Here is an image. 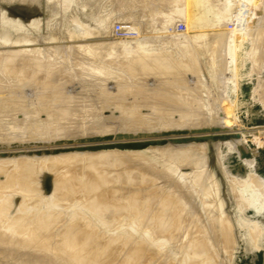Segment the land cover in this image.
I'll list each match as a JSON object with an SVG mask.
<instances>
[{"label":"rangeland","instance_id":"374dc122","mask_svg":"<svg viewBox=\"0 0 264 264\" xmlns=\"http://www.w3.org/2000/svg\"><path fill=\"white\" fill-rule=\"evenodd\" d=\"M135 1L137 2L138 5L135 4L136 3ZM149 1L150 0H145V1L144 0H36V1L35 0H0V34L5 33L6 35L10 36V38H6L7 40L4 39L3 41L1 40V42H0V65L2 66V67H0V91H1L0 92L1 93L0 94V99H1L2 104H3L2 106H0V127H1L0 128V146L2 145L0 147V156L2 155L4 158L8 159L7 162L8 161L12 162V160H9V158H7L9 156H14L13 158L15 160H17V158H15V157H17V156L19 157V155L21 157H23L24 154H25V156L26 155H29L30 157L32 156L34 158V160L36 159L34 161V163H36L35 164L36 166H34V168L37 169V167H38L37 171L34 170V171H36L35 174H34L36 176L33 175L35 177L33 179L37 182L38 185H40V183L42 184V185H40L42 188L37 185L38 188H39L38 191H37V186H36V188L34 186V189H33L34 191L32 190L33 192L31 190L27 191L29 193V196L31 194L33 195V193L35 192V194L33 196L34 198H31L32 196L29 197L27 195L28 193L26 191L24 192L25 194H23V192H21L17 188H15V189H12L13 187L10 188V190H12V192L9 190V188L7 189L8 192H6L7 190H5L3 192L4 194H1L2 196L0 195V200H1L2 197H4L3 195H6V197H9V198H7L9 201L6 200L8 202V205L12 204L13 206L11 205L9 207L6 204V201L4 200L5 198H2L5 201V203H4V201L2 200V203L7 205V206L5 205L6 210H7V207L9 208L8 211H6V212L4 211V212L5 213L8 212V214H7L8 216H9V213H10V217H12L15 213L20 212V214H21L20 217H24L25 216L24 218H30L29 215L31 214L33 209H35V210H33L34 213H32L33 215H31V217H34V218L39 217L40 214L45 209L46 210L44 211V213H46V214H48V213L51 214L52 211L53 212L55 211L54 213H52V216L53 215L54 216L58 215V218L60 217L59 214H61V212H62L63 215L65 213H66L65 216L67 215L66 218H65L66 225H68L67 223H69V221L73 220L74 215L80 213L81 215L80 214H78V215H80V217L83 218V220H82V228H84V230L87 229V231L88 230L91 231L92 229L93 230H92V232H87V231H84L82 228H80V229H82V232L85 233L86 236L83 235V233L80 231V229H78L79 231L78 230L77 231L79 233L78 232L77 233L79 235H77L75 237V241L74 240L72 241V239H71V241L74 242V243L76 242L75 245L77 244V246L72 244V245L75 246V248H77L79 246L76 249L77 255H80V254L83 255L82 253H80V251H82V252L84 251L85 257H87L89 255L88 253L87 254L85 253V250L88 249V248L89 249L92 248V250H93V247H91V246H93L92 243L94 244V242L98 241V237H95V236L98 235L99 238L102 240L101 236L104 234L103 235L104 238H103L102 241L105 242L107 245L108 244L111 245V242L112 243L114 241L116 242L117 241L116 238L120 237V239H118V240L123 239V242L126 239H132L131 241H134L132 244H133V246L135 248H133V246L130 244V240H129V242L127 241L128 243L125 241L127 243L126 244L127 246L123 245V244H125V242L123 243L122 241H117L118 244L116 242V245H117V247L119 245V247H121V250H119V248H117V251H116V249L115 250L112 249L113 250V252H112L111 248L113 246L111 247L109 245L107 246V245L104 244L105 248L102 247V249H99L101 251L104 250L103 252H101L102 254L101 253L100 254L104 255L105 254L104 252H106L105 255H108L107 254V250L110 249L111 250V253L109 254L110 257H111V254H113V255H115V254L117 255L118 254L117 255L118 256V260L121 259L120 261H122V259H123V261H124L125 254L127 253L126 251H128V253L132 252L133 254L132 253L130 254L131 258L129 257L130 255L128 256V253H127V257L126 258H130L128 260L136 259L135 256L138 254L137 255L138 263H136L135 260L134 261L132 260L133 264H135V263L139 264L142 260L145 263V261H146L145 259L148 260V259L152 258L151 256H146L145 255V254H148L149 252L146 249H144L143 246L140 248L141 251H143V252H140V250H139V246L140 245L139 244H141V243L142 244L143 243L146 244L145 246H147V244H148V247L152 246V248L153 247L156 248V249L153 248V250L155 251V255H157V258L156 259L152 258L151 261H148L151 264H154V263L155 264H162V263L165 264V263L170 262V261L173 264H176V263L179 264L181 262L183 264L184 263L185 264H196V263L197 264H264V249H263V247L261 245H258L257 243H254L255 242L254 240H253L254 242H252V244H251V241L249 239L250 231H251V229H253L252 226H251V224H253V223H251V222L252 221L253 222L254 221H257V222L261 221V222L264 223V215L257 216L256 215V213H257L256 209L257 208H252L249 203L240 204L239 202H237L236 195L234 193V190L235 189L237 190V188H238L236 185L238 184V182H241V181L244 182V180H241V179L242 178L244 179L246 173L250 170L249 168L252 166L251 164H254V163H255L254 164L255 165V172L250 170V171H252L250 174L252 175V173H254L253 175L255 176L256 175L255 173H257V175H256V177H253V176H251L249 174V176H251L249 178H252V180H254L255 178L256 179L253 181L254 182L253 184H252V182L250 181L249 178H248V180L251 182L250 183L251 186L252 185L254 187L257 186L255 189L256 190L259 189L260 193H261L262 189L264 191L263 184L260 181H258V182L256 181V180H258V177L259 178L260 177L264 178V54H263V51L261 52V50H258L260 48L259 45H258L259 46L258 48L257 47L254 48V46H255L254 44H256V42L254 41L255 38H253L254 37L253 35H250L251 33L247 34L246 33L247 29L244 27V29L246 30V31L244 30L245 31L244 35L245 34L246 35L243 38L244 40L242 39L243 43L241 44V47H240L242 49L238 48V51L236 50L237 54L234 53L235 56L237 55L236 56L237 58L235 59V60H237V63L234 62V63H232V65L230 64V67H229L228 59L227 58L224 59L223 56H220L219 55L220 52L218 54L216 52H215L216 54H213L215 49H213V45H212L213 43L211 41L212 40V38H211L212 34H213L212 35V37H213L214 34H218L219 33V30L221 31V28H223V26L224 27L229 26L228 23H230V22H229V20L226 19L227 17L225 16V14L227 12L226 11L224 12V9H226V7H228V5H227L228 4V2H227L228 0L227 1L226 0H194L198 4L196 7H194V10L199 11V12H205L207 14L209 13L210 14L209 15L210 18H217V14L221 15L220 18H219V21L215 25L209 24L207 26V28H208L206 30V35H207L206 37L207 38L205 37L206 39L202 42V43H204L203 45L201 43L202 48L203 47L204 48L203 49L200 48V46H201L200 43H199L200 46L194 45L193 47H191V48H194V49L196 48L197 49V50L193 49L195 52L196 51L200 52V53L197 52V54L195 52H193V53L196 54V55L199 54L201 57H203V59H201V60L203 62V65L204 66L206 65L205 67L202 66V62H201V63H199V65L198 64L196 65V66H199V67L196 68V66H195V68L197 70H198V68L200 69L201 76H200L199 73H197V75L196 74L195 75L192 74L193 76H189L188 75V79L190 81H188L187 77H186V79L184 78V80H183L182 79L183 77H178L177 76L179 78V80H181V81H179L181 83L177 82V80H178L177 77L173 78L174 79L173 80L174 83L178 84L179 88H182L183 95L180 94V93H176L177 91L173 92L174 89L173 90L169 89V90H171L174 94L176 93V95H180V97H182L180 99L177 96H175V95L173 96V93H172V95L170 94L171 96H168L167 100L165 99L166 101L161 99V98H163L161 95H155L156 93L154 94L155 96L151 93V95L153 97L151 95H150L151 97L147 96L148 94L146 95L147 97L143 96L146 99L149 98V97L152 98V99H149L150 101L147 100L146 103L145 102H141L142 101L141 98H143V97H140V101L138 99L139 97L134 99L135 98L134 97L135 94H133L132 91L137 90L139 87L142 88L143 85L147 84L148 79L146 78L147 79V81H145L146 84H144V82H137L140 78L143 79V80H146V79H144L146 76L143 77L142 72L140 70L136 69L137 66L135 64H133L134 63L133 61L131 62V60H130L131 57L137 52L138 53H142V52L152 53L150 48H152V50L155 49L157 52H163V53H166V50L169 49V50H172V51H167L169 53V55L171 56V58L173 60H177V59H179L180 55H183L182 54V49H181V52H180L178 48L179 47L183 48V44L186 43V41L190 40L189 38H193L194 37V34H195L194 30L196 28L194 23H199V22H197V20H195L194 22L191 21L193 19H189L188 17L187 18L185 17L186 18V20H185V18L183 16V14H187L188 15V12H187L189 10L188 5H187L189 3L188 0L187 1L186 0H178V1H175V0H173V1L172 0H154L153 1V0H151L150 2ZM263 2H264V0H237L236 4H237V6H241L242 3H244V5L247 7V10H248L250 22L253 23V22H258V21H260V20H262L264 18V3ZM173 4L176 5V6L174 7ZM146 6H147V8H146ZM149 6H150V9H149ZM152 9H153V11H152ZM143 10H144V12H143ZM148 10L151 11V12H149ZM182 11L183 12L186 11V12L183 13ZM221 13L226 18L223 17ZM149 14L150 15L152 14L151 15L152 17ZM121 16H123V17H121ZM130 18H131V21H130ZM124 19H125V21H124ZM140 19H141V21H140ZM166 19L167 20L169 19V22ZM236 19L237 18L235 17L234 18V22H236ZM112 20L114 21V24H113ZM138 20H139V22H142V23L136 22ZM172 20L174 21V23H173ZM166 21L168 23H166ZM130 22H131L132 25L129 24ZM134 22H136L139 26L138 25L136 26V24ZM117 25H118V28H115V27H117ZM166 25H168L169 27L166 26ZM129 26H131V28ZM138 27H139V29H138ZM115 29H117L118 31L115 30ZM119 29H120V31H119ZM128 29H130V30H128ZM134 29L135 30L137 29L136 32L139 31V33L138 32L135 33ZM110 30H112V31L109 32ZM127 30L130 33L127 32ZM123 31H125V32H123ZM131 31L134 32L135 34L132 33ZM105 32H107V33H105ZM175 32L179 33V34H174ZM247 32H249V31H247ZM262 32L264 33V30H261V33ZM101 33H104L105 35L103 34V36L101 37L100 36ZM106 34L107 35L109 34V35L106 37ZM110 34H111V36H110ZM113 34H115V35L113 36ZM172 34H174V36ZM192 34H193V36H192ZM136 35H138V36H136ZM96 36H98V37H96ZM112 36H113V39H112ZM130 36L132 38H130ZM149 36H150V38H149ZM169 36L171 38H173L174 41ZM208 36L211 39H209ZM256 36H258V35H256ZM80 37H81V39H80ZM83 37H85V38L83 39ZM105 37H106V40H108L107 41L108 44L106 43L105 39L102 40ZM114 37L116 39H114ZM126 37H128L129 41H127ZM262 37H264V34H263ZM94 38L95 39L97 38L99 40L101 38V40L98 41V43H97V39L94 41L93 40ZM178 38L181 41L185 40V42L183 41V44H181L182 42L178 41ZM10 39H12V40H10ZM20 39L21 40L23 39V40L27 41L30 44L32 43L31 45H35V43H36L37 47L40 48V50H39L40 52L39 51H38L39 53L30 52V50H29V52H28V50L25 51L26 49H24V48L22 49V45H24L23 41H21V43L23 42L21 46H17V45H19L18 42H20L19 41ZM134 39H136V40H134ZM175 39H177V40H175ZM109 40L112 41L111 44L116 41L114 44H112V45H114V47L116 46L115 48L112 46L114 48V49H112V52H114V53H112L111 50H110L111 44L109 45V42H110ZM13 41H14V43L12 44ZM176 41H178L179 43L176 42ZM201 41H202V39L199 42H201ZM80 42H82V48H84L85 46H89L90 47L88 50L86 48H84V51L86 50L88 53H90L89 50L91 51L92 49L93 50L91 51V53L93 51H95V52L92 53V54H94L93 55L94 57H93L92 61H96V62H94V64H93L92 61H89V63L91 65H93V67L94 66L96 67V68H92V69H94V71L91 70V72L92 73L93 72L94 73H98V74H95V75H98V76L94 75L95 76V78H94L93 77L94 73L92 74L90 72V75H92V78L88 74L89 77L91 78L89 80L88 76H87V79L89 80L88 81L89 83H87L86 78L83 80V79H81V76H80V74L82 75V73H80L81 71H80V68H79V65H78V64H80L79 63L80 62L79 61L80 58L78 56L79 55V50L78 49L82 50L81 49V44H79ZM16 43H17L16 47H21L20 49L19 48H14L15 47L14 44H16ZM101 43L102 44H106L107 47L109 46V49L107 51H105V47L106 46L104 47V45H102ZM141 43L144 44V45H141ZM221 43H222V46H221V44H220V46H221V49H223L224 48L223 46H225L224 45L225 43L224 42H221ZM25 44H27V43H25ZM83 44H85V46H83ZM88 44H90V45H88ZM145 45L147 46V48L150 46V48H148L149 50L146 47H144V48H146L147 50L142 48ZM158 45L164 46L166 48V50H164V47H161V46H158ZM176 45H177L178 48L176 47ZM242 45H245V46H242ZM137 46H142L141 47L142 49L138 48ZM34 47H36V46H34ZM120 47L122 48V50H121ZM158 47L159 48L160 47L163 48V50L159 49ZM252 47H253V50H252ZM262 47L264 48V46H262ZM41 49H43V50H41ZM76 49H77V52H76ZM176 49H178V50H176ZM198 49H201V51H203L204 53L201 52ZM102 50L105 53L100 52ZM155 50H154V52H155ZM41 51H43V52H41ZM109 51H110V53H109ZM173 51H174V53H173ZM47 52H49V53H47ZM59 52H61V53H59ZM116 52H117V55H115ZM178 52H179V54H178ZM221 53H223V52L221 51ZM92 54H90V57H92ZM203 54L205 55V57H204ZM41 55L43 57H45V58H43ZM218 56H220V58L222 57L224 60L220 59ZM104 57H106V58H104ZM216 57H218V58H216ZM58 59L60 60V62H59ZM98 59H100L101 61L98 60ZM219 59L221 60V62H217V63H220L219 65L223 64L220 67H219V65L216 66V64H213L214 60L215 61H220ZM103 60H104V62H102ZM76 61L78 62V64L76 63ZM120 61H121V63H120ZM73 62H74V64H77L78 66L74 65ZM97 62H101V63H97ZM1 63H3V64H1ZM70 63H72L73 65L70 64ZM36 64H38V65L36 66ZM99 64H101V65H99ZM235 64L237 65L236 69H238V70L234 71L233 68H234ZM8 65H10V66H8ZM102 65H103V67H102ZM104 65H106V66L104 67ZM112 66L114 68H112ZM67 67H69V68L72 67V69L71 68L69 69ZM138 67H140V65ZM140 68H141V70H143L142 67H140ZM230 68H232V69H230ZM73 70H74L75 73L73 72ZM118 70H119L120 74H119ZM201 70H203V71H201ZM71 71H72V73H71ZM56 73H58V74H56ZM76 73H78V74H76ZM151 74L152 73H150V75ZM202 74L204 76H202ZM109 75H110V77H109ZM150 75L147 74V77L150 76ZM153 75H151L150 78L152 77V79H153V77H155ZM77 76L80 77V79L83 82L81 81V83H80V79ZM154 79L156 80V78H154ZM175 79H177V80H175ZM143 80H141V81H143ZM186 80L188 81V83H187ZM123 81H124V83H123ZM130 81L133 82V83H131ZM184 81H185V83H184ZM121 82L123 83V85H121L122 84ZM134 82H136V83H134ZM152 82L153 81L151 80V82H149L148 86H152L153 87V85L150 84ZM85 83H87V84H85ZM114 83L116 84V86L114 85ZM125 83L128 84L129 87ZM83 84H84V86L85 85L86 86L84 87ZM124 84H125V87H122V86H124ZM153 84H154V82H153ZM81 85H82V87H81ZM155 85L158 86V83L157 84L155 83L154 87H155ZM160 86H158V88L155 87L156 89H154V90L156 92H159V91H157V89H159ZM2 87H6V88H2ZM7 87H8V89H7ZM126 87H128V88L124 89ZM21 88H22V90H21ZM86 88H87V91L89 90V93L86 90H84ZM200 88H201V90H200ZM90 89H92V90H90ZM120 89H122V90L120 91ZM128 89H130V90L127 91ZM194 89H196V90H194ZM169 90L167 91L168 94L171 93V91L169 92ZM75 91H78L80 96L82 95L81 93H83L81 98H79L78 93L75 92ZM76 93H77V95H76ZM119 93L122 94V95H120ZM198 93H200V94H198ZM107 94H108V96H107ZM21 95H24V97L21 96ZM117 95H119L120 97L117 96ZM130 95H131V97H130ZM86 96H87V98H86ZM115 96H116V98L114 99ZM123 96L125 98H122ZM160 96H161V98H159ZM206 96H207V98H206ZM173 97H177V98L174 99ZM132 98L134 100H137V103L140 102V105L137 104V103L134 104L136 101H134ZM144 98H143V101L145 100ZM153 98H154V100L156 98L157 101L158 100H162V102L161 101H158V102L156 101L155 102L153 100ZM124 99L128 100V101L125 102ZM176 99H178L179 101H176ZM130 100L132 102L134 101V103L132 104V102ZM186 100H187L188 104L183 102V101H186ZM85 101H87V102H85ZM163 101H165L167 103H173L174 105L179 106L178 107L179 110L178 109L175 110L176 108L175 109L173 108L174 112H175V113L172 112L173 114H171V111H170L171 109H167L168 112H167V110L164 111L163 105H162ZM6 105L7 106L9 105V107L6 108ZM71 105L72 106L75 105V106L72 107ZM93 105H94V107H93ZM64 106H66L67 108L64 107ZM84 106H85V108H84ZM158 106L160 107L161 111L163 110L162 112L165 115L159 110ZM188 106H189L190 109L187 108ZM57 107H59V108H57ZM69 107L70 108L72 107L74 111H72V112L69 111L70 112V113L68 112L69 115L68 114L66 115V112L68 111V109L71 110ZM130 107H131V109H130ZM88 108H89V110H88ZM154 108H156L157 111ZM79 109H81V110H79ZM128 109L130 110L129 112H128ZM185 109H188V110H186L187 111L186 114H185ZM59 110L60 111L63 110L64 113L63 112L60 113ZM125 110L128 112V114H126L127 112ZM182 110H184V111H182ZM195 110H198V111H195ZM176 111H178V112L176 113ZM195 112H197V113H195ZM202 112H206L208 114V116L206 118V120H207L206 122L203 120ZM56 114H57V116H56ZM61 114H64L65 117L61 116ZM211 114H212V116H211ZM122 115H123V117H122ZM136 115L139 116V117L137 118ZM184 115H185V117H184ZM199 115H200V117H199ZM129 116H131V117H129ZM89 117L93 118V119H90ZM163 117L164 118L167 117L165 119L166 123H165ZM196 117H199V118H196ZM208 117H210V118H208ZM22 118H23V120H22ZM61 118H63L64 120H62ZM99 118L100 119L102 118V119L100 120ZM185 118H186V121L184 120ZM194 118L198 119L197 123H196V120ZM111 119H113V120H111ZM115 119H117V120H115ZM158 119H160V120H158ZM167 119H169V121ZM200 119H202V120H200ZM14 120L19 122V123H17L19 125L15 124L16 127L14 125H12V124H10L11 127H9V129H7V128L10 125H8L7 127L6 126H2V122H4V121H9L10 122V121H14ZM55 120H56V122H55ZM90 120L91 121L93 120L96 125L94 126V124H93L94 122H92V124H91ZM173 120H176V122L173 121ZM96 122H99L100 125L98 123H96ZM136 122H137V124L140 123V122L141 123L137 125ZM146 122L149 123V124H152V125L150 126ZM168 122H169V124H168ZM97 124L99 126H102V127H99ZM197 124L199 126H197ZM157 125H158V127H157ZM166 125L168 126V128L166 127ZM169 125H171V126H169ZM205 125L208 126V127H204ZM159 126L161 128H159ZM192 127H194V128H192ZM202 127H203V129H202ZM175 128H176V130H175ZM183 128H185V130ZM204 128H206L207 131ZM36 129H38V130H36ZM72 129H73V131H72ZM121 129L123 131H125V132H123ZM155 129L157 131H155ZM172 129H173V131H172ZM162 130H163V132H162ZM105 132H106V134H105ZM131 132H132V134H131ZM184 132H186V133H184ZM35 133H36V135H35ZM135 133H138V134H135ZM30 134H31V137H30ZM203 135L205 137H203V139H202ZM199 136H201V138ZM159 137H160V139H159ZM156 141H158V142L155 143ZM191 141H194L196 143L197 142L200 143L201 144V145H199L200 148L201 149L202 148L206 149L205 152H203V155H204L203 157L204 158L202 159L203 161L201 162V164L204 162L206 164V166H208V167H206L204 163L202 165L205 166V169L207 168L209 170H208V172L206 171V173L204 175L205 178H203V174H204L205 171L203 170L204 168H202V171H204V172H202L203 174L201 173V175H202L201 177L203 178V180L206 179L205 181L202 180L203 185H205V183L207 181V175H208L207 173H210L209 175L211 177L213 176L211 178V180L212 179L214 180V182H212L211 184L208 182L210 184V186L212 185L211 187H214V188L216 187V189H218V191H220V193L222 192L224 194V192H225V196L227 195V197H228V199H230V201H232V200H234V202L236 201L235 203L232 202L233 204H230V205L226 206V208L228 210V213L230 215L231 221H232L231 227H233V228H231V231L234 234H236L234 232V231H236L238 235L242 234V233L244 235V233H245L247 235V238L249 239V240L246 239L245 235L244 236L243 235L242 236L239 235V236H241V238H243V237L244 238H243V240L239 236H238L239 237L238 239L236 238L237 243L235 245L238 244V240H239V243H240L239 245H237L238 248L237 247H233V246H235V245H233L232 246L233 248L232 247L230 248L231 251L229 250L226 254L224 252H220L218 254V256H217L215 253H212L213 250L208 245L206 246V248L208 247L206 250L201 249L202 245H203V242L200 240V237H201V235L199 234V232H200L199 231L200 223L197 226L198 222H194L195 223L194 225L191 224V223L187 225V222L186 221L184 222V219L181 221V220H177V219L174 220L175 218H171L170 217L172 219V221L170 220V222H169L170 224L168 223V227L170 225H172L169 228L170 230L167 229L168 227L164 228V230L166 232H164V231L162 232V231L158 230L156 228L155 223L153 224V222L150 219L152 217L151 215L156 214V210H159V211H157L159 213V216L161 214H162L161 217H164V218H169V216H171V214H172V206H171V204L169 202L175 201V197L173 198L171 196V195H173L172 194L173 192H171L168 189H165L164 187L159 186L160 182H159L158 177H157L158 175L155 174L156 176H153L154 175L153 172L151 174V172L149 170H147V169L145 170V168H144L145 171H149V173H150V175H149V173L145 175L144 170L141 169L143 167H141V166L136 165V167L138 168V171L137 170L135 171L133 168H136V167H133V166H132V168H131V166H130V168L127 167L128 169L125 168V167L123 168L122 166H120L121 163H122L121 165L124 166L126 164V161L128 163V161L130 160V159H128V160L126 159V160H124L125 162H123V160H122V162L120 161L122 158L123 159L127 158L128 155H126V153H125V155H126V157H125L124 153L121 152L119 149H116V150L114 149V152L117 151V150H118V152H115L116 155L113 154L114 153L113 152V148H120V149L121 148L122 149L126 148V149H139V150H142L143 153H145L146 155H149L150 153H152L149 150L150 148L151 149L154 148L155 150L157 149V147L156 148L154 147L155 145H157V146L158 145L162 146L164 144L175 145L176 142H177V145H179V146L180 145L181 146L188 145L187 148H189L190 147L189 146L190 143L189 144H187V143L191 142ZM172 142H174L175 144L172 143ZM185 142H186V144H185ZM202 142H203V144H202ZM82 145H84V146H82ZM87 145H90L92 147L95 146L96 149L95 148L94 149L96 151H94L93 148H92V151H91L90 146L88 147ZM185 147H183V148H185ZM89 149H90V154H92L91 152H93V151L96 153L97 150L98 151L100 150L99 152L101 153V151L104 150L101 154H103L104 156L106 155V158H104V159H106V160L108 159L107 160L108 162L105 160L106 161V163H105L104 160H99L100 158H97V160L95 162L97 164L95 166V163H94L93 160L96 158V156H95V155H97V153H96V154H92L91 156L88 155V156L91 157V158L88 157L90 159L89 160V165H91V168L94 167V169H96V170H94L95 172L100 170L99 171L100 174H102L107 179L110 178L108 180L110 184H112L114 182H117V181H118V184H119V183H121L120 181L123 180V182H125V184L131 186L133 183L130 182L128 184L127 181H124V178L126 177V180H129V179L131 180L133 178L131 176L135 175V177H136V175H138L137 178H135V179L133 178L132 179L133 182L136 181L137 184L139 182L140 183L139 186L140 185H145L146 186V184H147L146 187L142 186V187H144V190L145 189L146 190L144 191L142 189L144 192L140 190V193L137 190L138 191L137 193L139 194L138 195L137 193L136 194L134 193L136 191L135 190L136 188L134 189V187H135L134 184L132 185L134 187L127 186L128 189L129 188L132 189V191H130V192L132 194L134 193L133 195H136L138 197L137 198L135 196L137 198L136 199L135 197H133L131 195V193H128V194L131 195V197H130L129 195L124 194L122 192L123 189L127 188L126 186L124 188V186H123L124 184L122 185L123 189L121 188L122 191H119V190H121V189H119V185L121 186V184H122L121 183V184L117 185L118 189H117V192H116V193H118L119 200H120V196H122L124 198V195L127 196L126 197L127 199H128V197H130L131 199L129 198L128 201L127 200L125 201V199L123 200V198H121L122 199L121 200L122 204L119 201H117V203L119 202V205H121L120 206L121 208H119L118 206L116 207V205H114L112 207L110 206V208L112 210H110L109 212H108V210L110 209L109 207L107 209H105V207H104V209H103L100 206V208L103 209V210H101L99 208L100 210L98 211V206H97V210H95V208L92 205L91 201L84 202L85 199H81L80 198L79 186L80 187H82V186L77 184L78 182H76V180L73 181L74 178L73 179L71 178L75 174L72 175L73 172H71V175H72L71 176L69 174L70 170H68V174L69 175L67 177L64 174V173H67V171L63 170V169H66L65 167H67L65 165V163L67 161H68V164H70V163L74 164L75 163L74 159L75 160H77V158L79 159L80 156H78V155H82L83 153L86 156L87 150L89 152ZM101 149H103V150H101ZM105 149H110V152L108 153L107 152L108 150H106V152H105ZM85 150H86V153L84 152ZM69 151H73V152L76 151V152L72 155V153L69 152ZM80 151H82V154H78V153H80ZM119 151H120L121 154H123V155H121V158L119 157L120 159L118 158L120 163L117 160V158H114V156H117V155L120 154ZM68 153H70V155H71V156L69 155L70 157L68 156ZM105 153H107V154H105ZM117 153H119V154H117ZM34 154L35 155L39 154V156H36V158H35ZM49 154H51V155H49ZM110 154H111V156H109ZM45 155H47V156H45ZM103 155L100 156V154H99V156L98 155L97 156L98 157H102ZM156 155H157V153H156ZM158 155H160V153H158ZM60 156H62V157H60ZM63 156H67V157H63ZM72 156H74V159H73ZM3 157L0 158L1 161L4 160ZM21 157L18 158V161H19V159L22 160ZM46 157H47V160H49L48 158H50V160L46 161L45 160ZM71 157H72V160H71ZM110 157H112L111 162H110V159H109ZM163 157H164V155H163ZM113 158H114V160H113ZM6 159H5V162H6ZM38 159L40 161H42V160L43 161L40 163V161ZM249 159H250V161H249ZM98 160H99V163H98ZM165 160H166V158H165ZM55 161H57V162H55ZM101 161H102V163H101ZM113 161L114 162L116 161V162L114 163ZM11 162H10V164H11ZM49 162H51V163H49ZM62 162H63L64 166H62ZM90 162L93 163V167H92V164H90ZM129 162L132 163L134 161H129ZM188 162L189 161H186L184 163H188ZM1 163H3V161ZM19 163H20V161H19ZM21 163L20 164L23 166V164H24L23 161H21ZM47 163H48V165H47ZM60 163H61V165L59 167L62 168V170L60 168H58V164H60ZM77 163H79V162L76 161L75 165H77ZM107 163L109 164V167L111 165V168H110L111 171L113 169L118 170V171L115 172V170H113L114 172L113 171L111 172L109 170L108 165H107L108 168L105 169L106 168L105 164H107ZM130 163H129V165H130ZM134 163L137 164L136 162H134ZM161 163H165V161L163 160V162H161ZM10 164L6 163V166L9 167ZM72 164H70V165L72 166ZM100 164H101V166H100ZM102 164L104 165V167H103L104 169L102 168V166H103ZM135 164H133V165H135ZM191 164L192 163H190V165ZM2 165H4V167H0V173H3V174H0V181L4 180V176L8 172H11V173H9L7 175L14 174L15 173L14 171H17V170L19 171L22 168L20 165H19V167H17L18 169L14 168L15 167V165H14V167L11 166V168L13 167V169H15V170L8 169V170H10V171H8L6 169L7 167H5V163H3ZM70 165H68V167H70ZM126 165H128V164H126ZM182 165L180 166V168L182 167L181 169H184L185 165L187 166L188 164H185L183 166ZM190 165H188L187 169L184 170L186 173H188L191 170V168H188ZM42 166H44L45 168L42 167ZM48 167H49V169H48ZM68 167H67V169H70ZM78 167L79 166L77 165V167H73V168L75 170V168L79 169ZM2 168L4 170L6 169L7 173L4 172ZM118 168H120V170ZM77 169H76V172H77ZM124 169H126V170H124ZM58 170H61L63 172L61 173ZM74 170H72V171H74ZM103 170L104 171L108 170V172L110 174L113 173V174H111L112 180L115 178L114 176L118 177L117 173L120 171L119 174L121 176L124 175L123 179L121 177V180L118 179L117 181L112 182L109 173L104 172ZM130 170H132V171L129 172ZM139 170H141V171H139ZM163 170L164 169H162L160 172L162 173ZM56 171H58L59 174L61 173V174H64V175H61V177H60L58 175V172H56ZM12 172H14V173H12ZM95 172H94V174H95ZM140 172H143L144 174L140 173ZM18 173H20V172H18ZM18 173L14 174L13 176L19 175ZM51 173H52V175H51ZM125 173H127V174H125ZM131 173H132V175H131ZM136 173H140V174H136ZM56 174L59 176V178H57L58 176ZM87 174H89V173H87ZM94 174H93V176L96 175V174L95 175ZM100 174L98 176H101ZM141 174H143V177L141 176ZM54 175H55V177H53ZM148 175L149 176H153L154 178L153 177L152 178L154 180L151 177H150L151 178L150 179ZM209 175H208V181L210 180ZM10 176H12V175H10ZM84 176H85V174H84ZM86 176L84 178H89L90 175L89 176L86 175ZM98 176L97 177L95 176V178H99ZM103 176H101V177H103ZM65 177H67L66 181H65V179H60V178H65ZM129 177H131V178H129ZM138 177L141 178V180ZM155 177H157V178H155ZM37 178H38V180H37ZM53 178L58 179V182H54V181H57V180H55V179L53 180ZM70 178H71V181L74 182L73 184L78 186V190H76L77 186H75V185H73L74 187L72 186V182L70 181ZM147 178H148V180H146ZM59 179H60V181H59ZM136 179H139L140 181L139 180L137 181ZM61 180H63L62 181L63 187L65 186V188H64L65 190L64 191H63V187H62V185L60 183ZM85 180L87 182V183L85 182L86 183L85 186H87V188L88 187L89 188H88V191L86 189H84V191L86 190L87 194L89 192L93 193L94 185L92 186V182L90 181V179H88V180L91 182V185H87V184H90V183H88L89 181H87V179H85ZM68 181H69V184H68ZM150 181H151V183H150ZM145 182H146V184H143ZM255 182H257L258 185H257V183L255 184ZM259 183L262 185V187H261V185ZM65 184L66 185H71L72 187L66 186ZM213 184H214V186H213ZM91 186H92V188H91ZM232 186H234L235 189ZM66 187H67V189H66ZM260 187L262 189H260ZM149 188L152 189V191ZM161 188H164V189H161ZM224 188H225V191H224ZM70 189H72V190H70ZM133 189L135 191H133ZM13 190H15V192L18 190V191L21 192V194L18 191H17L18 193H14ZM74 190H76V191H74ZM113 190H114V188H113ZM157 190H158V192H157ZM77 191L79 192V194L77 193ZM147 191H149V192H147ZM159 191L160 192L163 191V192L160 193ZM36 192L38 194L41 193V196L37 195ZM119 192H122V194L119 195ZM169 192H171V193L169 194ZM112 193H113V195L115 194L114 191H112ZM112 193H109L110 195L108 194V198L112 197L111 196ZM147 193H148V195H149V193H151L150 195H152V196H150V195L149 196L152 197V198L147 196ZM141 194L142 195L145 194V196H147V198L145 196H143V197L146 198V201H149V199H150V201H153V202H150V203L148 202V203L145 204L144 203L145 200H143L144 198L142 197ZM262 194H264V192H262ZM262 194H260L261 195V196H259L260 198H263ZM36 195L39 196V197H37ZM109 196H111V197H109ZM139 196L141 197V199H140ZM170 197L173 198V201H172V199H171V201H169ZM259 197H258V199L261 200ZM10 198H12V200ZM26 198H29L30 202ZM132 198L133 199L135 198L134 201H131ZM75 199H77V200H75ZM157 199H160L161 201L157 200ZM10 201H12L13 203L10 202ZM21 201L24 202V204ZM31 201H32V203L37 201L35 203L39 205V208H38V206H35L36 205L35 203H34V205L32 204L35 208L32 207L30 205ZM41 201L43 202V204L42 203L40 204ZM44 201H45L46 204L44 203ZM129 201H131L132 203L129 202ZM263 201L264 200L262 199V202ZM25 202L26 203L28 202V203L26 204ZM127 202H129L128 203L129 205H127ZM0 203H1V201H0ZM47 203H49V204H47ZM52 203L54 204V206H53ZM58 204H60V206ZM148 204H149V206H148ZM50 205H51V207L53 206L52 208H55V209H52L50 207ZM106 205H104V206H106ZM123 205H124V207H123ZM245 205H248V206H245ZM48 206H49V208H48ZM144 206L146 208H144ZM167 206H168V208H167ZM170 206H171V208H169ZM21 207L24 208L25 210L24 209L22 210ZM130 207L131 208L133 207V209H131ZM154 208H156V209H154ZM166 208L168 209V211H167ZM57 209H58L59 214H58V212H56ZM60 209H62V210H60ZM164 209H165V211L167 213L171 212V213H169L170 215L167 214L166 212H164ZM9 210H10V212H9ZM24 211H26V212L22 214L21 212H24ZM27 211H28V213H27ZM40 211H41V213H39ZM46 211H48V213ZM118 211H120V212H118ZM154 211H155V213H154ZM162 211L164 213L160 214V212H162ZM1 212H3V211H1ZM83 213H85V215ZM158 213L156 215H158ZM17 214H19V213H17ZM17 214H15V216H13V217H17ZM24 214H28V215H24ZM37 214H38V216H37ZM46 214L44 215V216H46V218L47 217L49 218V216L51 217V215L48 216ZM82 214L84 216H82ZM163 214H165L166 216L168 215V216L166 217ZM41 215H43V213ZM69 215H70V217H69ZM156 215H155V217H157ZM26 216H28V217H26ZM65 216H62V214H61V218L63 217V219H64ZM232 216L234 217V219H233ZM71 217H73V218H71ZM172 217H174V216H172ZM61 218H60V220H58L57 217H55V218L51 217V219L49 218L50 222L53 221V223L55 224L53 226H56V224H58V223H56V221H57V222H59V225L65 227V228H63V227L58 225V227L56 226V228H54L52 226L49 229L51 231L50 234L52 232H54L52 234V237L55 236L56 239H58L57 237H59V235L64 234L67 231V227L65 225V222H64L65 226L63 225V223L60 224L62 221H64ZM69 218H70V220H69ZM87 218H88V220H87ZM153 218H154V215L152 217V220H153ZM54 219H56V221ZM90 219H91V221L94 222L93 223V222L90 221L91 225L94 224L92 226L90 225V223L87 224V222ZM175 221H177V222L175 223ZM178 221L182 222V223H179ZM148 222H150V223H148ZM171 222H173V224ZM183 222L186 223V224H184ZM95 223H97V224H95ZM233 223H234V226H232ZM248 223H249V225L251 227L248 225ZM83 224L86 227H84ZM145 224H146V226H145ZM149 224H150V226H149ZM175 224H177L179 227L177 225H175ZM241 224L243 225V227H242ZM59 227H60V229H62V228L63 229L60 230ZM91 227H94V228H91ZM96 227H97V229H95ZM247 227H249V228H247ZM53 228H54V230L56 229L55 230L56 232L52 231ZM57 228L59 230H57ZM188 228H190V229L188 230ZM196 228H198V229H196ZM185 229L188 230V231H186ZM64 230H66V231L64 232ZM95 230L97 232H95ZM98 230H100V231H98ZM57 231H58V233H57ZM60 231H63L64 233L61 232V234H60L59 233ZM189 231H191V232H189ZM99 232H101L103 234L101 235V234H99ZM144 232H146L147 234L146 233L143 234ZM80 233H82V234H80ZM88 233H90V234L91 233L92 234L97 233V235L96 234H95V236L93 235V238H92V236H90L92 239H89L90 237H88V236L90 234L88 235ZM179 233H181V234H179ZM182 233H183V235H182ZM189 233L190 234L192 233L193 235L191 236V235H189ZM105 234L106 235L107 234H111V235H109L110 238L112 237L111 238L112 241L110 243H109V239H108L109 236L108 235L105 236ZM156 234L157 235L159 234V236H157ZM178 234H179V236H178L179 238L176 236ZM122 235L125 236L126 238L123 237ZM137 236H140V237L137 238ZM182 236H183V238H180ZM188 236H189V238L191 236L190 240H187V239H189V238H187ZM55 237H54V239H55ZM67 237L70 239L69 236H66V240H67ZM82 237H85L86 241ZM154 237H156V238H154ZM175 237H177V239ZM86 238H88V239H86ZM94 238L97 241H93V240H95ZM105 238H107L108 240L106 239L104 241ZM114 238H115V240H114ZM147 238H151V240L152 239H154V240L150 241V239H147ZM157 238H159V240ZM192 238L194 239V242L192 241L193 243H191V240H193ZM250 238H252V237H250ZM48 239H49V241H52L51 235L49 236ZM144 239H146V240H144ZM244 239H246V240H244ZM55 240H53V241L55 242ZM88 240L89 241L91 240V241L89 242ZM143 240L148 242V243H145ZM199 240H200V242H199ZM53 241L51 243L52 245L54 243ZM57 241H59V242L57 243ZM57 241L55 242V245H53V246L58 247V246L61 245V242H64L65 240L58 239ZM79 241H80V243L85 242V244L82 243L85 246L84 249L82 247L83 245L79 244ZM196 241H198V242H196ZM248 241H250V243ZM103 242L101 244H103ZM138 242H139V244H138ZM151 242H152V244H151ZM157 242L159 244H157ZM59 243H60V245H57ZM90 243H91V246H90ZM114 243H113V245L116 246ZM121 243L124 246V248H126L125 253L122 251L124 249H123V246L121 245ZM65 244H67V243L64 242V245ZM128 244H130L131 247ZM163 244H165V245H163ZM156 245H158V246H156ZM196 245L198 246L199 250H197L198 248H197ZM159 246H161V248ZM190 246H191V248H190ZM164 247H166V248L164 249ZM114 248H116V247H114ZM234 248H235V250H233ZM78 249L80 250L79 252L77 251ZM132 249H133V251L135 253L133 251H129V250H132ZM135 249L137 251H135ZM209 249H211L210 252L209 251L207 252V250H209ZM92 250H86V251L87 252H90V251L92 252ZM145 250H146V253H145ZM232 250H233L234 253L232 252ZM118 251H121L122 254H124V255L120 254V256H119V253H121V252H118ZM158 251H159V253H158ZM195 251H196L198 257L196 256ZM201 251H202V254L199 253ZM203 251H205V252H203ZM0 252L2 253L1 255H3L5 257L6 253H5V250L3 248H1ZM109 252L110 251H108V253ZM229 252H230V254H229ZM140 253H141V255H139ZM164 253H167L169 255V257H171V258H169L168 255L167 254L165 255ZM198 253L201 256L198 255ZM207 253H209L210 255L207 254ZM203 254H205L204 257L202 256ZM132 255L135 258H132ZM148 255H150V253ZM164 255H165V257L167 256L166 259L163 257ZM187 255H189V256H187ZM142 256H144L145 258L142 257ZM160 257L161 258L163 257L162 261L160 260L161 259ZM230 257H231V259H230ZM168 258L171 259V260H169ZM180 258H181V260H180ZM139 259H141V261ZM157 259H158V261H157ZM164 259H165V262H163ZM0 260H1V262L6 261L5 258L4 259L1 258ZM155 260H156V262H154ZM114 261H116V260H114ZM114 261H113V264H116V262H114ZM148 262L145 263V264H149ZM125 263H127V262H125ZM128 263H131V262H128Z\"/></svg>","mask_w":264,"mask_h":264},{"label":"bare ground","instance_id":"6f19581e","mask_svg":"<svg viewBox=\"0 0 264 264\" xmlns=\"http://www.w3.org/2000/svg\"><path fill=\"white\" fill-rule=\"evenodd\" d=\"M36 1V0H35ZM145 1V0H144ZM151 1V0H150ZM149 1V2H150ZM154 1V0H153ZM173 1V0H172ZM175 1H178V0H175ZM187 1V0H186ZM227 1V0H226ZM134 2V1H133ZM136 2V1H135ZM141 2V1H140ZM188 8H189V10L187 11L188 12V15L187 14H183V16H184V18L186 17H188L189 19H193V20H191V21H195V20H197V22H199V23H194L195 24V26H196V28H195V34H194V37L193 38H189L190 40H188V41H186V43H184L183 44V41L185 42V40H179V38H178V41H181L182 43L181 44H183V48H178L177 47V45H176V47L179 49V51L181 52V49H182V54L183 55H180V57H179V59H177V60H173L172 58H171V56L169 55V53L167 52V51H172V50H166V48L164 47V46H161V45H158V46H161V47H164V50H166V53H163V52H157L155 49V52H154V50H152V48H150V46L148 47V48H150V50H151V52L152 53H146V52H142V53H135L132 57H131V62L133 61L134 63L133 64H135L136 66H137V70H140L141 72H142V74H143V77H145L144 79H148V82H147V84L145 83V81H147V79L146 80H143V79H139L137 82H144V84H146V85H143L142 86V88H138L137 90H135V91H132V93L133 94H135L134 95V99H136V98H138L139 99V101H140V97H147V96H150L151 95V93L154 95L155 93V95H161L163 98H161V96L159 97V98H161L162 100H167V98H168V96H171L172 95V93L173 92H175V91H177L176 93H180V94H182L183 95V91H182V88H179V85L178 84H175L174 83V79L173 78H175V77H183L182 79L184 80V78L186 79V77H187V79H188V75L189 76H193V75H197V73H199L200 74V76H201V72H200V69L198 68V70L196 69L197 67H199V66H196L197 64L199 65V63H201L202 62V60L201 59H203V57H201L199 54V56L198 55H196L197 54V52L198 53H200L199 51H194V50H197L196 48L194 49V48H191V47H193L194 45H196V46H200L201 45V43L207 38L206 36V30L208 29L207 28V26L209 25V24H212V25H215L218 21H219V18H220V16L221 15H218L217 14V18H210V14L208 13H205V12H199V11H196V10H194V7H196L198 4L194 1V0H188ZM228 2V7H226V9H224V12L226 11L227 13L225 14L224 12V14H225V16L227 17H225V16H223V14H222V16L223 17H225L227 20H229V22L230 23H228L229 24V26H227V27H224L223 26V28H221V31L219 30V33L218 34H214V36L212 37V35H211V38H212V45H213V49H215L214 50V53L213 54H218L219 52H220V56H223L224 57V59L225 58H227L228 59V64H229V67H230V64L232 65V63H234V62H236L237 63V60H235L237 57V55L235 56V54L234 53H236L237 54V51H238V48L239 49H242V48H240L241 47V44L243 43L242 42V39L244 38V36L246 35H244V33H245V29H244V27L247 29V31H249V32H247L246 31V33L248 34H250V35H253L254 37L253 38H255V42H256V44H254L255 46H254V48H258L259 46H260V48L258 49V50H261V52L263 51V54H264V48L262 47V46H264V37H262L263 36V34L261 33V30H264V18L262 19V20H260V21H258V22H250V18H249V14H248V10H247V7L244 5V3H242V5L241 6H237V0H228L227 1ZM226 2V3H227ZM146 3V2H145ZM264 3V2H263ZM135 4H137V2L135 3ZM141 4V3H140ZM147 4V3H146ZM152 4V3H151ZM175 4V3H174ZM173 4V5H174ZM138 5V4H137ZM136 5V6H137ZM150 5V4H149ZM176 5H174V7H175ZM142 7V6H141ZM121 8V7H120ZM133 8V7H132ZM146 8H147V6H146ZM30 9V8H29ZM145 9V8H144ZM149 9H150V6H149ZM21 10V9H20ZM110 11V10H109ZM128 11V10H127ZM149 11V10H148ZM152 11H153V9H152ZM125 12V11H124ZM143 12H144V10H143ZM147 12V11H146ZM145 12V13H146ZM149 12H151V11H149ZM183 12V11H182ZM181 12V13H182ZM184 12H186V11H184ZM183 12V13H184ZM127 13V12H126ZM218 13V12H217ZM128 14V13H127ZM147 14V13H146ZM215 14V13H214ZM220 14V13H219ZM126 15V14H125ZM150 15V14H149ZM152 15V14H151ZM150 15V16H151ZM155 16V15H154ZM216 16V15H215ZM121 17H123V16H121ZM120 17V18H121ZM128 17V16H127ZM126 17V18H127ZM152 17V16H151ZM213 17V16H212ZM237 18L236 19V22H234V18ZM119 18V19H120ZM186 18H185V20H186ZM112 19V18H111ZM115 19V18H114ZM123 19V18H122ZM128 19V18H127ZM136 19V18H135ZM170 19V18H169ZM169 19L167 20L168 22H169ZM116 20V19H115ZM137 20V19H136ZM160 20V19H159ZM113 21V20H112ZM121 21V20H120ZM124 21H125V19H124ZM130 21H131V18H130ZM140 21H141V19H140ZM166 21V23H168ZM171 21V20H170ZM173 21V20H172ZM179 21V20H178ZM136 22H139V20L138 21H136ZM136 22H134L135 24H136V26L138 25ZM150 22V21H149ZM190 22V21H189ZM133 23V24H134ZM139 23H142V22H139ZM173 23H174V21H173ZM113 24H114V21H113ZM129 24H131V22L129 23ZM119 25V24H118ZM118 25H117V27H115V28H118ZM132 25V24H131ZM175 25V24H174ZM135 26V27H136ZM139 26V25H138ZM166 26H168V25H166ZM252 26V27H251ZM128 27V26H127ZM130 28H131V26H129ZM134 27V26H133ZM163 27V26H162ZM169 27V26H168ZM213 27V26H212ZM155 28V27H154ZM164 28V27H163ZM175 28V27H174ZM7 29V28H6ZM138 29H139V27H138ZM156 29V28H155ZM113 30V29H112ZM112 30H110L109 32H111ZM115 30H117V29H115ZM128 30H130V29H128ZM127 30V32H129ZM137 30V29H136ZM136 30L134 29V32L135 33H139V31H137L136 32ZM141 30V29H140ZM143 30V29H142ZM176 30V29H175ZM218 30V29H217ZM245 30V31H244ZM108 31V30H107ZM114 31V30H113ZM118 31V30H117ZM119 31H120V29H119ZM133 31V30H132ZM131 31V32H132ZM123 32H125V31H123ZM134 32H132V33H134ZM163 32V31H162ZM167 32V31H166ZM177 32V31H176ZM174 33V34H179V33ZM216 32V31H215ZM105 33H107V32H105ZM121 33V32H120ZM130 33V32H129ZM134 33V34H135ZM214 33V32H213ZM103 34L104 33H101L100 34V36L102 37L103 36ZM112 34V33H111ZM111 34H110V36H111ZM124 34V33H123ZM143 34V33H142ZM174 34H172L173 36H174ZM182 34V33H181ZM262 34V35H261ZM97 35V34H96ZM105 35V34H104ZM109 35V34H108ZM107 34H106V37L108 36ZM115 34H113V36H114ZM249 35V36H250ZM256 35H258V36H256ZM109 36V37H110ZM113 36H112V39H113ZM136 36H138V35H136ZM157 36V35H156ZM165 36V35H164ZM192 36H193V34H192ZM191 36V37H192ZM243 36V37H242ZM96 37H98V36H96ZM106 37L105 38H103L102 40H104L105 39V41H106V43L108 44V40H106ZM170 37V36H169ZM206 37V38H205ZM6 38H10V36L9 35H6L5 33H3V34H0V42H1V40L3 41L4 39H6ZM85 37H83V39H84ZM119 38V37H118ZM130 38H132L131 36H130ZM149 38H150V36H149ZM171 38V37H170ZM169 38V39H170ZM187 38V37H186ZM208 38H209V36H208ZM211 38H209V39H211ZM251 38V37H250ZM19 39V38H18ZM78 39V38H77ZM80 39H81V37H80ZM97 39V38H96ZM95 38L93 39L94 41L96 40ZM109 39V38H108ZM114 39H116L115 37H114ZM125 39V38H124ZM126 39H127V41H129V39H128V37H126ZM137 39V38H136ZM136 39H134V40H136ZM153 39V38H152ZM151 39V40H152ZM157 39V38H156ZM171 39H173V38H171ZM198 39V40H197ZM202 39V41L201 42H199L200 40ZM7 40V39H6ZM9 40V39H8ZM10 40H12V39H10ZM100 40H101V38H100ZM99 39H97V43H98V41H100ZM119 40V39H118ZM131 40V39H130ZM139 40V39H138ZM175 40H177V39H175ZM198 42H197V41ZM244 40V39H243ZM20 42H18L19 43V45H17V43L16 44H14V48H21V47H16V45L17 46H21L22 45V43L24 44V45H22V49L24 48V49H26L25 51H27L28 50V52H29V50H30V52H37V53H39L40 51V48L39 47H37V45H36V43H35V45H31L30 43H28L27 41H25V40H19ZM21 41H23L22 43H21ZM67 41V40H66ZM78 41V40H77ZM110 42H109V45L111 44V40H109ZM126 41V42H127ZM133 41V40H132ZM131 41V42H132ZM148 41V40H147ZM154 41V40H153ZM152 41V42H153ZM173 41H174V39H173ZM178 41H176V42H178ZM33 42V41H32ZM68 42V41H67ZM79 42V41H78ZM103 42V41H102ZM116 42V41H115ZM115 42H113L112 44H114ZM149 42V41H148ZM209 42V41H208ZM221 42H224L225 44V46H223L222 48L223 49H221V46H222V43ZM14 43V41L12 42V44ZM25 43H27V44H25ZM69 43V42H68ZM100 43V42H99ZM122 43V42H121ZM136 43V42H135ZM156 43V42H155ZM179 43V42H178ZM199 43H200V45H199ZM79 44H81V49L82 50H80V49H78L79 50V58H80V64H78V62L76 61V63L79 65V68H80V73H82V75L80 74V76H81V79H85L86 78V80H87V83H89L88 81L92 78V75H90V72H91V70L92 71H94V69H92V68H96L95 66L93 67V65H91L90 63H89V61H92V59H93V55L94 54H92L93 52H95V51H93L92 53H91V51L93 50L92 48V50L90 51L89 50V52L90 53H88L86 50L84 51V48H86L87 50L90 48L89 46H85V44H83V46H85L84 48H82V42H80ZM102 44V43H101ZM111 44V47L113 46L114 47V45H112ZM150 44V43H149ZM204 43H202V45H203ZM220 44H221V46H220ZM70 45V44H69ZM88 45H90V44H88ZM102 45H104V47L106 46V44H102ZM118 45V44H117ZM121 45V44H120ZM137 45V44H136ZM139 45V44H138ZM141 45H144V44H142L141 43ZM202 45L200 46V48L201 49H203L202 48ZM259 45V46H258ZM34 46H36V47H34ZM50 46V45H49ZM63 46V45H62ZM182 46V45H181ZM220 46V47H219ZM242 46H245V45H242ZM88 47V48H87ZM110 47V50H111V52H112V49H114L113 47L111 48ZM123 47V46H122ZM138 48H141L142 46H137ZM144 47H146L147 48V46L145 45V46H143L142 48H144ZM159 48V49H161V50H163V48ZM215 47V48H214ZM262 47V48H261ZM61 48V47H60ZM59 48V49H60ZM103 48V47H102ZM107 48V49H106ZM118 48V47H117ZM121 48V47H120ZM141 48V49H142ZM146 48H144L145 50H147ZM77 49H76V52H77ZM109 49V46L107 47H105V51H107ZM119 49V48H118ZM136 49V48H135ZM157 49V48H156ZM158 49V50H159ZM178 49H176V50H178ZM194 49V50H193ZM201 49H198V50H200L201 51ZM41 50H43V49H41ZM45 50V49H44ZM50 50V49H49ZM58 50V49H57ZM121 50H122V48H121ZM125 50V49H124ZM149 50V49H148ZM193 50V51H192ZM237 50V51H236ZM252 50H253V47H252ZM255 50V49H254ZM24 51V50H23ZM39 51V52H38ZM116 51V50H115ZM127 51V50H126ZM175 51V50H174ZM174 51H173V53H174ZM221 51L223 52V53H221ZM236 51V52H235ZM257 51V50H256ZM255 51V52H256ZM27 52V53H28ZM41 52H43V51H41ZM100 52H103V50L102 51H100ZM150 52V51H149ZM177 52V51H176ZM193 52H195L196 54H194ZM201 52H203V51H201ZM216 52V53H215ZM254 52V51H253ZM13 53V52H12ZM47 53H49V52H47ZM59 53H61V52H59ZM63 53V52H62ZM103 53H105V52H103ZM107 53V52H106ZM109 53H110V51H109ZM112 53H114V52H112ZM172 53V52H171ZM204 53V52H203ZM76 54V53H75ZM74 54V55H75ZM90 54H92V57H90ZM126 54V53H125ZM131 54V53H130ZM178 54H179V52H178ZM222 54V55H221ZM260 54V53H259ZM9 55V54H8ZM34 55V54H33ZM38 55V54H37ZM46 55V54H45ZM58 55V54H57ZM114 55V54H113ZM115 55H117V52H116V54ZM204 55V54H203ZM202 55V56H203ZM42 56V55H41ZM47 56V55H46ZM55 56V55H54ZM104 56V55H103ZM107 56V55H106ZM130 56V55H129ZM174 56V55H173ZM176 56V55H175ZM178 56V55H177ZM220 56H218L219 58H220ZM43 57V56H42ZM90 57V58H89ZM110 57V56H109ZM204 57H205V55H204ZM214 57V56H213ZM218 57H216V58H218ZM43 58H45V57H43ZM48 58V57H47ZM46 58V59H47ZM76 58V57H75ZM98 58V57H97ZM104 58H106V57H104ZM116 58V57H115ZM215 58V57H214ZM220 59H223L222 57L220 58ZM219 59V60H220ZM223 59V60H224ZM254 59V58H253ZM256 59V58H255ZM45 60V59H44ZM59 60V59H58ZM65 60V59H64ZM75 60V59H74ZM98 60H100V59H98ZM113 60V59H112ZM123 60V59H122ZM212 60V59H211ZM69 61V60H68ZM101 61V60H100ZM111 61V60H110ZM125 61V60H124ZM127 61V60H126ZM204 61V60H203ZM258 61V60H257ZM256 61V62H257ZM59 62H60V60H59ZM75 62V61H74ZM74 62H73V64H74ZM94 62H96V61H92V63L94 64ZM102 62H104V60L102 61ZM115 62V61H114ZM128 62V61H127ZM217 62H221V60L220 61H215L214 60V63L213 64H216V66H218L220 63H217ZM255 62V61H254ZM97 63H101V62H97ZM108 63V62H107ZM120 63H121V61H120ZM205 63V62H204ZM210 63V62H209ZM223 63V62H222ZM221 63V64H222ZM1 64H3V63H1ZM68 64V63H67ZM70 64H72V63H70ZM69 64V65H70ZM72 64V65H73ZM77 64H74V65H76V66H78ZM104 64V63H103ZM212 64V63H211ZM20 65V64H19ZM38 64H36V66H37ZM40 65V64H39ZM99 65H101V64H99ZM107 65V64H106ZM106 65H104V67L106 66ZM140 65V67H142V69L143 70H141V68L140 67H138ZM223 65V64H222ZM222 65H219V67L220 66H222ZM8 66H10V65H8ZM12 66V65H11ZM18 66V65H17ZM195 66H196V68H195ZM202 66H204L203 65V62H202ZM206 66V65H205ZM204 66V67H205ZM210 66V65H209ZM214 66V65H213ZM226 66V65H225ZM224 66V67H225ZM236 64H235V66H234V71L235 70H238V69H236ZM0 67H2L1 65H0ZM21 67V66H20ZM24 67V66H23ZM102 67H103V65H102ZM101 67V68H102ZM117 67V66H116ZM10 68V67H9ZM67 68H69V67H67ZM71 69H72V67H70ZM69 68V69H70ZM99 68V67H98ZM112 68H114L113 66H112ZM111 68V69H112ZM120 68V67H119ZM238 68V67H237ZM35 69V68H34ZM100 69V68H99ZM110 69V68H109ZM220 69V68H219ZM230 69H232V68H230ZM77 70V69H76ZM205 70V69H204ZM221 70V69H220ZM61 71V70H60ZM199 71V72H198ZM201 71H203V70H201ZM63 72V71H62ZM73 72H74V70H73ZM106 72V71H105ZM111 72V71H110ZM115 72V71H114ZM118 72H119V70H118ZM71 73H72V71H71ZM75 73V72H74ZM92 73V72H91ZM94 73V72H93ZM92 73V74H93ZM100 73V72H99ZM127 73V72H126ZM150 73H152L151 75H153V76H155V77H153V79L154 78H156V80L154 79H152V77L150 78ZM56 74H58V73H56ZM76 74H78V73H76ZM91 76V78L89 77V75ZM95 74H98V73H94L93 74V77L95 78V76H98V75H95ZM103 74V73H102ZM107 74V73H106ZM115 74V73H114ZM119 74H120V72H119ZM147 74L148 75H150V76H148L147 77ZM193 74V75H192ZM198 74V75H199ZM74 75V74H73ZM95 75V76H94ZM105 75V74H104ZM62 76V75H61ZM87 76H88V79H87ZM112 76V75H111ZM202 76H204L203 74H202ZM78 77V76H77ZM76 77V78H77ZM109 77H110V75H109ZM119 77V76H118ZM142 77V78H143ZM177 77V79H175V80H177V82H179V81H181V80H179V78ZM199 77V76H198ZM197 77V78H198ZM79 79H80V77H78ZM75 79V78H74ZM78 79V80H79ZM80 79V83H81V80ZM195 79V78H194ZM234 79V78H233ZM94 80V79H93ZM129 80V79H128ZM141 80H143V81H141ZM150 80V81H149ZM151 80L154 82V84L156 83H158V86H160V88L159 89H157V91H159V92H156L154 89H156V88H158V86L157 85H155V87H154V84H153V82L152 83H150L151 85H153V87L152 86H148L149 85V82H151ZM72 81V80H71ZM92 81V80H91ZM121 81V80H120ZM136 81V80H135ZM156 81V82H155ZM187 81V80H186ZM188 81H190L189 79H188ZM188 81H187V83H188ZM195 81V80H194ZM15 82V81H14ZM21 82V81H20ZM40 82V81H39ZM79 82V81H78ZM83 82V81H82ZM128 82V81H127ZM131 82V81H130ZM87 83H85V84H87ZM94 83V82H93ZM122 83V82H121ZM123 83H124V81H123ZM123 83L121 84V85H123ZM131 83H133V82H131ZM134 83H136V82H134ZM179 83H181V82H179ZM184 83H185V81H184ZM66 84V83H65ZM126 84V83H125ZM125 84H124V86H122V87H125ZM191 84V83H190ZM194 84V83H193ZM196 84V83H195ZM77 85V84H76ZM114 85L116 86V84L114 83ZM128 87H129V85L128 84H126ZM18 86V85H17ZM67 86V85H66ZM83 86H84V84H83ZM86 86V85H85ZM84 86V87H85ZM88 86V85H87ZM110 86V85H109ZM81 87H82V85H81ZM118 87V86H117ZM116 87V88H117ZM128 87H126V88H124V89H127ZM164 87V88H163ZM168 87V88H167ZM2 88H6V87H2ZM54 88V87H53ZM121 88V87H120ZM132 88V87H131ZM255 88V87H254ZM7 89H8V87H7ZM83 89V88H82ZM113 89V88H112ZM123 89V90H124ZM169 89H174L173 90V92L171 91V90H169V92L171 91V93H169L168 94V90ZM21 90H22V88H21ZM84 90H86L87 91V88L86 89H84ZM83 90V91H84ZM90 90H92V89H90ZM107 90V89H106ZM114 90V89H113ZM122 89H120V91H121ZM130 89H128L127 91H129ZM133 90V89H132ZM185 90V89H184ZM194 90H196V89H194ZM200 90H201V88H200ZM53 91V90H52ZM94 91V90H93ZM92 91V92H93ZM109 91V90H108ZM256 91V90H255ZM1 92V91H0ZM15 92V91H14ZM18 92V91H17ZM75 92H77L78 93V91H75ZM88 93H89V90L87 91ZM167 92V93H166ZM37 93V92H36ZM46 93V92H45ZM77 93H76V95H77ZM85 93V92H84ZM127 93V92H126ZM150 93V94H149ZM176 93L174 94L173 93V96L175 95V96H177L179 99L180 98H182V97H180V95H176ZM196 93V92H195ZM1 94V93H0ZM55 94V93H54ZM71 94V93H70ZM82 95H83V93H81ZM86 94V93H85ZM109 94V93H108ZM108 94H107V96H108ZM120 94V93H119ZM148 94V95H147ZM171 94V95H170ZM198 94H200V93H198ZM35 95V94H34ZM81 95V96H82ZM89 95V94H88ZM91 95V94H90ZM112 95V94H111ZM120 95H122V94H120ZM132 95V94H131ZM131 95H130V97H131ZM147 95V96H146ZM154 95V96H155ZM3 96V95H2ZM8 96V95H7ZM21 96H23L24 97V95H21ZM54 96V95H53ZM78 96H79V98H81V96H80V94L78 93ZM117 96H119V95H117ZM133 96V95H132ZM152 96V95H151ZM150 96V97H151ZM75 97V96H74ZM84 97V96H83ZM120 97V96H119ZM129 97V96H128ZM143 97V98H144ZM144 98L145 100L143 101V98H141L142 99V101L141 102H147V100H149V99H152V98ZM153 97V96H152ZM157 97V96H156ZM177 97H173L174 99L175 98H177ZM47 98V97H46ZM76 98V97H75ZM86 98H87V96H86ZM92 98V97H91ZM116 98V96L114 97V99ZM122 98H125L124 96L122 97ZM127 98V97H126ZM132 98V99H133ZM206 98H207V96H206ZM130 99V98H129ZM133 99V100H134ZM36 100V99H35ZM71 100V99H70ZM125 100V99H124ZM153 100H154V98H153ZM152 100V101H153ZM162 100H158V101H161L162 102ZM165 100V101H166ZM182 100V99H181ZM76 101V100H75ZM89 101V100H88ZM108 101V100H107ZM110 101V100H109ZM113 101V100H112ZM126 101H128V100H125V102ZM131 101V100H130ZM134 101H136L135 103H134ZM133 102H132V104L134 103V104H136L137 103V100H134ZM150 101V100H149ZM155 102L157 101V99L155 98V100H154ZM157 101V102H158ZM165 101H163V103H162V105H163V109H164V111L165 110H167V109H171L170 111H171V114H173V113H175L174 112V109L175 110H177L178 109V107L179 106H176V105H174L173 103H167V102H165ZM172 101V100H171ZM176 101H179L178 99H176ZM189 101V100H188ZM31 102V101H30ZM85 102H87V101H85ZM184 103H186V104H188L187 103V100L186 101H183ZM21 103V102H20ZM24 103V102H23ZM34 103V102H33ZM65 103V102H64ZM77 103V102H76ZM98 103V102H97ZM122 103V102H121ZM152 103V102H151ZM183 103V104H184ZM29 104V103H28ZM79 104V103H78ZM88 104V103H87ZM111 104V103H110ZM131 104V103H130ZM137 104H139L140 105V102H138ZM185 104V105H186ZM3 104H2V101H1V99H0V106H2ZM96 105V104H95ZM114 105V104H113ZM191 105V104H190ZM209 105V104H208ZM30 106V105H29ZM67 106V105H66ZM66 106H64V107H66ZM70 106V105H69ZM72 106V105H71ZM73 106H75V105H73ZM72 106V107H73ZM88 106V105H87ZM91 106V105H90ZM98 106V105H97ZM131 106V105H130ZM137 106V105H136ZM135 106V107H136ZM161 106V105H160ZM187 106V105H186ZM203 106V105H202ZM9 107V105L7 106L6 105V108H8ZM20 107V106H19ZM27 107V106H26ZM40 107V106H39ZM68 107V106H67ZM66 107V108H67ZM70 108L71 110H69L68 109V111L66 112V115L68 114V112L70 111V112H72V111H74L73 110V108ZM89 107V106H88ZM93 107H94V105H93ZM113 107V106H112ZM159 107V106H158ZM57 108H59V107H57ZM84 108H85V106H84ZM96 108V107H95ZM94 108V109H95ZM110 108V107H109ZM133 108V107H132ZM137 108V107H136ZM157 108V107H156ZM156 108H154V109H156ZM162 108V107H161ZM174 108V109H173ZM188 109H190L189 108V106L187 107ZM198 108V107H197ZM209 108V107H208ZM21 109V108H20ZM25 109V108H24ZM23 109V110H24ZM32 109V108H31ZM64 109V108H63ZM93 109V110H94ZM130 109H131V107H130ZM188 109H185V114L187 113V111L186 110H188ZM58 110V109H57ZM79 110H81V109H79ZM88 110H89V108H88ZM110 110V109H109ZM119 110V109H118ZM127 110V109H126ZM125 110V111H126ZM159 110H160V107H159ZM158 110V111H159ZM173 110V111H172ZM179 110V109H178ZM192 110V109H191ZM200 110V109H199ZM203 110V109H202ZM201 110V111H202ZM28 111V110H27ZM32 111V110H31ZM40 111V110H39ZM60 111V110H59ZM86 111V110H85ZM130 110L128 109V112H129ZM133 111V110H132ZM135 111V110H134ZM156 111H157V109H156ZM161 111V110H160ZM163 111V110H162ZM161 111V112H162ZM169 111V112H170ZM182 111H184V110H182ZM190 111V110H189ZM195 111H198V110H195ZM63 112V110L62 111H60V113H62ZM69 112V113H70ZM77 112V111H76ZM127 112V111H126ZM128 112L126 113V114H128ZM140 112V111H139ZM167 112H168V110H167ZM173 112V113H172ZM178 111H176V113H177ZM212 112V111H211ZM64 113V112H63ZM81 113V112H80ZM132 113V112H131ZM135 113V112H134ZM160 113V112H159ZM163 113V112H162ZM195 113H197V112H195ZM213 113V112H212ZM125 114V115H126ZM164 114V113H163ZM162 114V115H163ZM169 114V113H168ZM180 114V113H179ZM202 117H203V120L206 122L207 120H206V118H207V116H208V114L206 113V112H202ZM24 115V114H23ZM26 115V114H25ZM69 115V114H68ZM77 115V114H76ZM110 115V114H109ZM134 115V114H133ZM148 115V114H147ZM161 115V116H162ZM165 115V114H164ZM195 115V114H194ZM198 115V114H197ZM196 115V116H197ZM210 115V114H209ZM41 116V115H40ZM56 116H57V114H56ZM61 116H64V114H61ZM93 116V115H92ZM91 116V117H92ZM120 116V115H119ZM137 116V115H136ZM170 116V115H169ZM172 116V115H171ZM211 116H212V114H211ZM65 117V116H64ZM70 117V116H69ZM94 117V116H93ZM99 117V116H98ZM122 117H123V115H122ZM129 117H131V116H129ZM139 116H137V118H138ZM183 117V116H182ZM184 117H185V115H184ZM199 117H200V115H199ZM199 117H196V118H199ZM201 117V118H202ZM83 118V117H82ZM90 118V117H89ZM104 118V117H103ZM114 118V117H113ZM117 118V117H116ZM164 118V117H163ZM167 118V117H166ZM166 118H164V121H165V119ZM196 118H194L195 120H196V123H197V120L198 119H196ZM208 118H210V117H208ZM62 120H64L63 118H61ZM90 119H93V118H90ZM100 119V118H99ZM102 119V118H101ZM100 119V120H101ZM107 119V118H106ZM120 119V118H119ZM123 119V118H122ZM132 119V118H131ZM173 119V118H172ZM22 120H23V118H22ZM25 120V119H24ZM59 120V119H58ZM67 120V119H66ZM105 120V119H104ZM111 120H113V119H111ZM115 120H117V119H115ZM152 120V119H151ZM150 120V121H151ZM158 120H160V119H158ZM168 121H169V119H167ZM185 121H186V118L184 119ZM183 120V121H184ZM200 120H202V119H200ZM210 120V119H209ZM38 121V120H37ZM44 121V120H43ZM106 121V120H105ZM146 121V120H145ZM173 121H175L176 122V120H173ZM172 121V122H173ZM203 121V122H204ZM211 121V120H210ZM209 121V122H210ZM12 122V123H11ZM22 122V121H21ZM55 122H56V120H55ZM62 122V121H61ZM75 122V121H74ZM92 122H94L93 120L91 121L90 120V123L92 124ZM144 122V121H143ZM208 122V123H209ZM17 123H19V122H17V121H4V122H2V126H8V125H10V124H12V125H14L15 126V124L16 125H19V124H17ZM96 123H98L99 124V122H96ZM120 123V122H119ZM141 123V122H140ZM140 123H138V124H140ZM147 123V122H146ZM156 123V122H155ZM165 123H166V121H165ZM183 123V122H182ZM192 123V122H191ZM59 124V123H58ZM94 124V126L96 125L95 124V122L93 123ZM97 124V125H98ZM136 124H137V122H136ZM135 124V125H136ZM137 124V125H138ZM148 125H152V124H149V123H147ZM146 124V125H147ZM161 124V123H160ZM168 124H169V122H168ZM180 124V123H179ZM178 124V125H179ZM207 124V123H206ZM71 125V124H70ZM100 125V124H99ZM98 125V126H99ZM134 125V124H133ZM154 125V124H153ZM165 125V124H164ZM183 125V124H182ZM60 126V125H59ZM76 126V125H75ZM127 126V125H126ZM143 126V125H142ZM145 126V125H144ZM156 126V125H155ZM169 126H171V125H169ZM192 126V125H191ZM197 126H199L198 124H197ZM9 127H11V125L10 126H8V128L7 129H9ZM16 127V126H15ZM31 127V126H30ZM70 127V126H69ZM99 127H102V126H99ZM105 127V126H104ZM121 127V126H120ZM129 127V126H128ZM140 127V126H139ZM147 127V126H146ZM157 127H158V125H157ZM163 127V126H162ZM166 127L168 128V126L166 125ZM165 127V128H166ZM176 127V126H175ZM204 127H208V126H204ZM1 128V127H0ZM5 128V127H4ZM35 128V127H34ZM33 128V129H34ZM78 128V127H77ZM107 128V127H106ZM155 128V127H154ZM153 128V129H154ZM159 128H161L160 126H159ZM164 128V129H165ZM166 128V129H167ZM180 128V127H179ZM192 128H194V127H192ZM200 128V127H199ZM32 129V130H33ZM69 129V128H68ZM102 129V128H101ZM137 129V128H136ZM141 129V128H140ZM157 129V128H156ZM155 129V131H157ZM184 130H185V128H183ZM196 129V128H195ZM201 129V128H200ZM202 129H203V127H202ZM204 129H206V128H204ZM36 130H38V129H36ZM71 130V129H70ZM122 130V129H121ZM168 130V129H167ZM175 130H176V128H175ZM199 130V129H198ZM43 131V130H42ZM72 131H73V129H72ZM123 131V130H122ZM142 131V130H141ZM166 131V130H165ZM172 131H173V129H172ZM181 131V130H180ZM200 131V130H199ZM203 131V130H202ZM206 131H207V129H206ZM30 132V131H29ZM67 132V131H66ZM75 132V131H74ZM109 132V131H108ZM123 132H125V131H123ZM122 132V133H123ZM162 132H163V130H162ZM170 132V131H169ZM182 132V131H181ZM49 133V132H48ZM68 133V132H67ZM93 133V132H92ZM96 133V132H95ZM102 133V132H101ZM117 133V132H116ZM161 133V132H160ZM179 133V132H178ZM184 133H186V132H184ZM100 134V133H99ZM105 134H106V132H105ZM125 134V133H124ZM131 134H132V132H131ZM135 134H138V133H135ZM134 134V135H135ZM151 134V133H150ZM159 134V133H158ZM28 135V134H27ZM35 135H36V133H35ZM64 135V134H63ZM118 135V134H117ZM143 135V134H142ZM153 135V134H152ZM157 135V134H156ZM10 136V135H9ZM92 136V135H91ZM90 136V137H91ZM100 136V135H99ZM127 136V135H126ZM30 137H31V134H30ZM45 137V136H44ZM52 137V136H51ZM76 137V136H75ZM79 137V136H78ZM77 137V138H78ZM81 137V136H80ZM200 138H201V136H199ZM203 137H205L204 135L202 136V139H203ZM34 138V137H33ZM36 138V137H35ZM164 138V137H163ZM199 138V139H200ZM43 139V138H42ZM41 139V140H42ZM147 139V138H146ZM159 139H160V137H159ZM167 139V138H166ZM181 139V138H180ZM186 139V138H185ZM31 140V139H30ZM29 140V141H30ZM154 140V139H153ZM15 141V140H14ZM150 141V140H149ZM171 141V140H170ZM208 141V140H207ZM39 142V141H38ZM54 142V141H53ZM158 141H156L155 143H157ZM29 143V142H28ZM172 143H174V142H172ZM190 143V144H189ZM198 143V142H197ZM196 142H194V141H191V142H188L187 144H189V148H187L188 147V145H185V146H179V145H177V142H176V144L175 145H171V144H164V145H162V146H157V145H155L154 147L156 148L157 147V149L155 150L154 148L153 149H149L150 150V152H152V153H150L149 155H146L145 153H143V151L142 150H139V149H126V148H124V149H120V148H113V152H114V149L116 150V149H119L121 152H123L124 153V155H125V153H126V155H128L127 156V158H125L126 157V155H125V159H121L120 161L122 162V160H123V162H125L124 160H128V159H130L129 161H134V162H136L137 164H135L134 162H132V163H130L129 161H128V163H127V161H126V164H128V165H121L120 164V166H122L123 168L125 167V168H130V166H131V168H132V166L133 167H136V165H138V166H141V167H143V168H141V169H143L144 170V168H145V170L147 169V170H149L150 172H151V174H152V172H153V176H156V175H158L157 177H158V180H159V186H161V187H164L165 189H168V190H170L171 192H173L172 194L173 195H171L173 198L175 197V201H173V198H171L170 197V200L169 201H171V199H172V201L174 202H169L170 204H171V206H172V214H171V216H169V218H164V217H161V213H164V212H166L165 211V209H164V212L162 211V212H160V216H159V213L157 212V211H159V210H156V214L158 213V215H156V214H153L154 215V218H153V220H152V217H153V215H149L151 218V221L153 222V224L155 223V225H156V228L158 229V230H160V231H164V232H166L165 230H164V228L165 227H168V223L170 222V220L172 221V219L171 218H175L174 220H183L184 219V222L186 221L187 222V225L188 224H195L194 222H198V224H197V226L199 225V223H200V229H199V234L201 235V237H200V240L203 242V245H202V248L201 249H203V250H206L207 248H206V246L208 245V246H210L211 248H212V253H215L217 256H218V254L220 253V252H224L225 254L230 250V248L233 246V245H235L236 243H237V241H236V238L238 239L239 237L241 238V236L243 235V233L242 234H239V235H241V236H239L238 234H237V232L236 231H234L236 234H234L232 231H231V228H233V227H231V223H232V221H231V218H230V215H229V213H228V210H227V208H226V206H228V205H230V204H233V203H235L234 202V200H232V201H230V199H228V197H227V195L225 196V192H224V194L221 192L220 193V191H218V189H216V187L214 188V187H211L210 186V184L212 183V182H214V180L212 181L211 180V178L213 177H211L209 174L210 173H207L208 175H209V177H210V180L208 181V175H207V181H206V183H205V185H203V182H202V180H203V178H205V173H206V171L208 172V170L209 169H205V166H206V164H205V166L204 165H202L201 164V162L203 161L202 159L204 158L203 156V152H205V150L206 149H204V148H200V146L199 145H201L200 143H198L197 144ZM30 144V143H29ZM179 144V143H178ZM185 144H186V142H185ZM202 144H203V142H202ZM206 144V143H205ZM97 145V144H96ZM183 145V144H182ZM2 146V145H1ZM0 146V147H1ZM82 146H84V145H82ZM88 147L90 146V145H87ZM137 146V145H136ZM206 146V145H205ZM14 147V146H13ZM105 147V146H104ZM153 147V146H152ZM183 147H185V148H183ZM80 148V147H79ZM90 148H91V151H92V148H93V150L94 151H96L95 149V146H90ZM95 148V149H94ZM206 148V147H205ZM76 149V148H75ZM147 149V148H146ZM204 149V150H203ZM101 150H103V149H101ZM106 150H108L107 152L109 153L110 152V149H105V152H106ZM203 150V151H202ZM91 152L92 154H96L97 153V155L99 156V154H100V156L101 155H103V154H101L103 151H101V153L97 150V152L95 153V152ZM112 151V150H111ZM120 151H119V153H120ZM155 153H154V152ZM157 151V152H156ZM69 152H71L72 153V155L76 152V151H69ZM79 152V151H78ZM77 152V153H78ZM85 153H86V150L84 151ZM112 152V153H113ZM115 152H118V150L117 151H115ZM113 153V154H115L116 155V153ZM39 153V152H38ZM76 153V154H77ZM89 153V154H88ZM111 153V154H112ZM119 153H117V154H119ZM156 153H157V155H156ZM158 153H160V155H158ZM166 153V154H165ZM75 154V155H76ZM78 154H82V151H80V153H78ZM77 154V155H78ZM92 154H90V149H89V152H88V150H87V153H86V156H85V154L83 153L82 155H78V156H80L79 157V159L77 158V160H75L74 159V156H72L73 157V159H74V161H75V163H76V161L77 162H79V163H77V165L79 166L78 168L79 169H77V168H75V170H74V168L73 167H77V165H75V163L74 164H72V163H70V164H72V166L70 165V164H68V161L65 163V165L68 167V165H70V167H68V168H70V169H67V167H65L66 169H63V170H66L67 171V173H64L65 174V176H67L68 177V175L70 174L71 175V172H73L72 173V175H74L73 177H71L72 179H73V181H75L76 180V182H78L77 184H79V185H81L82 187H80L79 186V190H80V198L81 199H85V201L84 202H88V201H91L92 202V205L94 206V208H95V210H97V206H98V211L101 209L100 208V206L104 209V207H105V209H107L108 207L110 208V206L112 207V206H114V205H116V207L118 206L119 208H121L120 206L121 205H119V202L122 204V202H121V198H123L122 196H120V200H119V196H118V193H116L117 192V189H118V186L117 185H119V184H121V186L119 185V189H121L123 186H124V188H125V186L127 187V186H130V185H127V184H125V182H123V180H121V177H122V179H123V176L124 175H120L119 174V172L117 173L118 174V177H116V176H114L115 178L112 180V177H111V174H113V173H109L108 172V170H103L104 172H107V173H109V175H110V177H111V180H112V182H114V181H117L118 179H120L119 181L121 182V183H119L118 184V181L117 182H114V183H112L111 181V183L112 184H110L109 183V179H107V178H105L102 174H100V170L99 171H97V172H95L94 170H96V169H94V167H93V163H91L90 162V164H92V167L93 168H91V165H89V158L88 157H90ZM105 154H107V153H105ZM111 154L109 155V156H111ZM205 154V153H204ZM4 155V154H3ZM22 155V154H21ZM33 155V154H32ZM35 155V154H34ZM49 155H51V154H49ZM54 155V154H53ZM59 155V154H58ZM70 155V153H68V156ZM76 155V156H77ZM88 155H90V156H88ZM97 155H95L96 156V158L93 160L94 161V163L96 162V160H97V158H100L99 160H106V159H104V158H106V155L104 156H102V157H98ZM121 155H123V154H119V155H117V156H114V158H117V160L119 161V159L121 158ZM163 155H164V157H163ZM167 157H166V156ZM28 156V157H27ZM36 156H39V154L38 155H35V158H36ZM42 156V155H41ZM45 156H47V155H45ZM44 156V157H45ZM71 156V155H70ZM69 156V157H70ZM75 156V157H76ZM112 156V157H113ZM130 156V157H129ZM1 157H3L2 155L0 156V158ZM6 157V156H5ZM14 156H9V157H7V158H9V160H12V162H11V164H10V162L8 161L7 162V160L8 159H6V158H4V160H2L3 161V163H5V167H7L6 166V163H8V164H10L9 165V167H7L6 169L8 170V169H10V170H12L13 169V167H14V165H15V167L14 168H17V167H19V165L22 167H20L21 169L18 171H14V172H12V173H14V174H17L18 172H20V173H18L19 175H15V176H13L14 174H10V175H12V176H10V175H7V174H9V173H11V172H8L7 173V171H6V169L4 170L3 168V171L4 172H6L5 174V176H4V180L3 181H0V195L1 194H4L3 192L5 191V190H7L8 188H9V190H10V188H12V189H15V188H17V189H19L21 192H23V194H25L24 192L26 191H29V190H33L34 189V186H35V188H36V186L38 185L37 184V182L33 179V178H35L34 176H36V175H34L35 174V172L37 171V169H38V167H37V169H35L34 168V166H36L35 164L36 163H34V161L36 160H34V158L31 156H29V155H26L25 156V154H24V156L23 157H21L20 155H19V157H21L22 158V160H20L19 159V161H20V163H21V161H23V166L19 163V161H18V156L17 157H15V158H17V160H15L14 158H13ZM43 157V156H42ZM41 157V158H42ZM51 157V156H50ZM57 157V156H56ZM55 157V158H56ZM60 157H62V156H60ZM59 157V158H60ZM63 157H67V156H63ZM72 157H71V160H72ZM93 157V156H92ZM112 157H110L109 159H110V162H111V160H112ZM120 157V158H119ZM123 157V156H122ZM2 158V159H3ZM91 158V157H90ZM94 158V157H93ZM114 158H113V160H114ZM119 158V159H118ZM162 158V159H161ZM164 158V159H163ZM165 158H166V160H165ZM5 159H6V162H5ZM49 160H50V158H48ZM58 159V158H57ZM39 160V159H38ZM42 160V159H41ZM45 160L46 161H49V160H47V157L45 158ZM53 160V159H52ZM60 160V159H59ZM62 160V159H61ZM69 160V159H68ZM99 160H98V163H99ZM108 160V159H107ZM106 160V161H107ZM116 160V161H117ZM163 160L165 161V163H161V162H163ZM1 161V159H0V167H4V165H2L3 163H1L2 162ZM17 161V162H16ZM40 161V160H39ZM43 161V160H42ZM42 161H40V163L42 162ZM106 161H105V163H106ZM115 161V162H116ZM120 161H119V163H120ZM186 161H191L190 163H192L191 165H190V163L188 162V163H184V162H186ZM249 161H250V159H249ZM45 162V161H44ZM55 162H57V161H55ZM108 162V161H107ZM114 162V161H113ZM114 162V163H115ZM49 163H51V162H49ZM101 163H102V161H101ZM118 163V162H117ZM129 163H130V165H129ZM184 163V164H183ZM252 163V162H251ZM18 164V165H17ZM38 164V163H37ZM68 164V165H67ZM96 164L97 163H95V166H96ZM133 164H135V165H133ZM164 164V165H163ZM185 165V164H188V165H190L188 168H191V170L188 172V173H186L184 170L185 169H187V166L185 165V168L184 169H181L180 168V166L181 165ZM249 164V163H248ZM255 164V163H254ZM254 164H251L252 166L250 167L249 165V169L250 170H252L253 172H255V165ZM47 165H48V163H47ZM61 165V163L60 164H58V168H60L59 166ZM75 165V166H74ZM103 165V164H102ZM107 165H108V167H109V164L107 163V164H105V166H106V168L105 169H107L108 167H107ZM182 165V166H183ZM11 166H13L12 168H11ZM38 166V165H37ZM62 166H64L63 165V162H62ZM100 166H101V164H100ZM42 167H44V166H42ZM104 167V165L102 166V168ZM116 167V166H115ZM114 167V168H115ZM161 167V168H160ZM206 167H208V166H206ZM45 168V167H44ZM110 168H111V165H110V167H109V170H110ZM117 168V167H116ZM122 168V169H123ZM127 168V169H128ZM137 168V167H136ZM136 168H133L135 171L137 170L138 171V168L136 169ZM202 168H204L203 170L205 171H202ZM18 169V168H17ZM40 169V168H39ZM48 169H49V167H48ZM61 170H62V168H60ZM76 169H77V172H76ZM104 169V168H103ZM119 170H120V168H118ZM132 169V170H133ZM162 169H164L163 170V172L161 173L160 171L162 170ZM10 170H8V171H10ZM13 170H15V169H13ZM34 170H36V171H34ZM61 170H58L59 172H63V171H61ZM68 170H70V172H69V174H68ZM72 170H74V171H72ZM93 170V171H92ZM113 170H115V169H113ZM112 170V171H113ZM124 170H126V169H124ZM132 170H130L129 172H131ZM142 170V171H143ZM144 170V172H145V175L146 174H148L149 173V171H145ZM249 170V171H250ZM39 171V170H38ZM58 171H56V172H58ZM65 171V172H66ZM111 171V170H110ZM111 171V172H112ZM116 171H118V170H115V172ZM139 171H141V170H139ZM187 171V170H186ZM247 172L246 173V175H245V177H244V179L242 178L241 180H244V182L243 181H241V182H238V184L236 185L238 188H237V190L235 189V187L234 186H232V187H234V193H235V195H236V199H237V202H239L240 204H243V203H249L250 205H251V207L252 208H257L256 210H257V213H256V215L257 216H262V215H264V201L262 202V199L264 200V194H262V192H264L263 191V189L261 188L262 187V185H261V187H260V189H262L261 190V193H260V190L258 189V190H256L255 188L257 187H254L253 185L251 186L250 185V183L252 182V184L254 183L253 181L256 179H254V180H252V178H249V177H251V176H253V177H256V175H257V173H255L256 175L254 176L253 174L254 173H252V175L250 174L252 171H250V172ZM40 172V171H39ZM55 172V173H56ZM59 172H58V175L61 177V175H64V174H59ZM75 172V173H74ZM94 172H95V174H94ZM114 172V171H113ZM124 172V171H123ZM128 172V171H127ZM134 172V171H133ZM132 172V173H133ZM147 172V173H146ZM202 172H204V174L202 173ZM87 173H89V174H87ZM102 173V172H101ZM122 173V172H121ZM132 173H131V175H132ZM140 173H143V172H140ZM140 173H136V174H140ZM201 173L203 174V178L201 177L202 175H201ZM0 174H3V173H0ZM40 174V173H39ZM38 174V175H39ZM67 174V175H66ZM84 174H85V176L86 175H90L89 176V178H84L85 176H84ZM93 174L97 177L99 174L101 175V176H103V177H101V176H98L99 178H95V176H93ZM116 174V175H117ZM123 174V173H122ZM125 174H127V173H125ZM134 174V173H133ZM144 174V173H143ZM143 174H141V176L143 177ZM156 174V175H155ZM249 174L251 175V176H249ZM34 175V176H33ZM51 175H52V173H51ZM57 175V174H56ZM57 175V176H58ZM71 175V176H72ZM149 175H150V173H149ZM148 175V176H149ZM59 176L57 177V178H59ZM120 176V177H119ZM130 176V175H129ZM137 176L138 175H136V177H135V175L134 176H131V177H133L134 179L135 178H137ZM153 176H149V178L151 177H153ZM259 176V175H258ZM257 176V177H258ZM38 177V176H37ZM53 177H55V175L53 176ZM67 177H65V178H60V179H65V181H66V178ZM76 177V178H75ZM87 177V176H86ZM131 177H129V178H131ZM140 177V176H139ZM138 177V178H139ZM147 177V176H146ZM145 177V178H146ZM157 177H155V178H157ZM71 178H70V181H71ZM132 178V179H133ZM150 178V179H151ZM154 178V177H153ZM152 178V179H153ZM248 178L250 179V181L248 180ZM57 180V181H54V182H58V179H56V178H53V180ZM60 179H59V181H60ZM85 179H87V181H89L88 179H90V181L92 182V186L94 185V191L91 189L92 188V186H91V190L93 191V193L92 192H89L88 194H87V192H86V190L88 191V188H87V186H85V184L87 183L86 182V180ZM131 179V180H132ZM140 180H141V178H139ZM139 179H136L137 181L139 180ZM143 179V178H142ZM36 182H34V181ZM37 180H38V178H37ZM130 179L129 180H126V177L124 178V181H127V183L129 184L130 182H132L133 184H134V186H130V187H134V189L136 190H134L133 189V191H135L134 193L136 194L138 191H139V193H140V190L141 191H143L144 190V187H142V186H145V185H140L139 186V182H138V184H137V182L136 181H134L133 182V180L131 181ZM139 180V181H140ZM145 180V179H144ZM146 180H148V178L146 179ZM154 180V179H153ZM156 180V179H155ZM157 180V181H158ZM206 180V179H205ZM205 180H203V181H205ZM248 180V181H247ZM62 181L63 180H61V185H62V187H63V184H62ZM88 182V183H90V184H87V185H91V182ZM211 181V182H210ZM223 181V180H222ZM240 181V180H239ZM257 182L258 181H260L262 184H263V188H264V178H262V177H258V180H256ZM72 182V181H71ZM70 182V183H71ZM86 182V183H85ZM148 182V181H147ZM210 184H209V183ZM243 182V183H242ZM257 182H255V184L257 183ZM74 182H72V186L73 185H75V184H73ZM142 183V182H141ZM149 183V182H148ZM150 183H151V181H150ZM35 184V185H34ZM68 184H69V181H68ZM124 184V185H123ZM137 184V185H136ZM143 184H146V182L145 183H143ZM202 184V185H201ZM254 184V185H255ZM40 185H42L41 183H40ZM40 185H38L39 187H41ZM57 185V184H56ZM66 185V184H65ZM84 185V186H83ZM123 185V186H122ZM232 185V184H231ZM257 185H258V183H257ZM38 186H37V191H38ZM66 186H70V187H72L71 185H66ZM75 186H77V185H75ZM137 186V187H136ZM146 186H147V184H146ZM145 186V187H146ZM213 186H214V184H213ZM251 186V187H250ZM74 187V186H73ZM112 187V188H111ZM149 187V186H148ZM42 188V187H41ZM40 188V189H41ZM65 188V186L63 187V191L65 190L64 189ZM69 188V187H68ZM81 188V189H80ZM113 188H114V190H113ZM138 188V189H137ZM141 188V189H140ZM164 188H161V189H164ZM66 189H67V187H66ZM84 189H86L85 191H84ZM112 189V190H111ZM123 189V188H122ZM122 189L121 190H119V191H122ZM131 188H129L128 189V187L127 188H125V189H123V193L124 194H127V195H129L130 197H131V195L133 196V197H135L136 195H133L130 191H132V189L130 190ZM143 189V190H142ZM150 189V188H149ZM228 189V188H227ZM42 190V189H41ZM40 190V191H41ZM70 190H72V189H70ZM76 190H78V186H77V189ZM76 190H74V191H76ZM90 190V191H91ZM111 190V191H110ZM138 190V191H137ZM146 190V189H145ZM144 190V191H145ZM148 190V189H147ZM151 191H152V189H150ZM160 190V189H159ZM229 190V189H228ZM2 191V192H1ZM11 192H12V190H10ZM14 191V193H18V192H20V191H16L15 192V190H13ZM30 191V192H31ZM34 191V190H33ZM32 191V192H33ZM62 191V192H63ZM67 191V190H66ZM112 191H114L115 192V194L113 195V193H112ZM143 191V192H144ZM150 191V192H151ZM224 191H225V188H224ZM6 192H8V190L6 191ZM5 192V193H6ZM21 192H20V194H21ZM31 192V193H32ZM44 192V191H43ZM122 192H119V195H121L122 194ZM147 192H149V191H147ZM157 192H158V190H157ZM160 192V191H159ZM163 191H161L160 193H162ZM165 192V191H164ZM171 192H169V194L171 193ZM28 193V192H27ZM30 193V194H31ZM68 193V192H67ZM70 193V192H69ZM77 193L79 194V192L77 191ZM92 193V194H91ZM109 193H112L111 194V196L113 197H111V196H109V197H111V198H108V194ZM128 193H131V195L130 194H128ZM142 193V192H141ZM156 193V192H155ZM154 193V194H155ZM168 193V192H167ZM34 194H35V192L33 193V195L31 194L30 196H32L31 198H34L33 196H34ZM36 194L37 195H40L41 196V193L40 194H38L37 192H36ZM64 194V193H63ZM62 194V195H63ZM123 194V195H124ZM138 194V193H137ZM151 193H149V195H150ZM153 194V193H152ZM158 194V193H157ZM164 194V193H163ZM230 194V193H229ZM260 194H262L263 196V198H260L259 196H261ZM11 195V194H10ZM14 195V194H13ZM28 196H29V193L27 194ZM36 195V196H37ZM45 195V194H44ZM72 195V194H71ZM86 195V196H85ZM110 195V194H109ZM139 195V194H138ZM142 195V194H141ZM148 195V193H147V196H149ZM2 196V195H1ZM4 197H2V198H5L4 200L6 201H9L7 198H9V197H6V195H3ZM12 196V195H11ZM23 196V195H22ZM29 196V197H30ZM46 196V195H45ZM116 196V197H115ZM143 196H145V194L144 195H142V197ZM147 196H145L146 198H147ZM150 196H152V195H150ZM149 196V197H150ZM155 196V195H154ZM157 196V195H156ZM160 196V195H159ZM164 196V195H163ZM37 197H39V196H37ZM118 197V198H117ZM127 196L126 195H124V198H123V200L125 199V201L127 200H129V198L130 197H128V199L126 198ZM137 197V196H136ZM135 197V198H136ZM140 197V196H139ZM145 197H143L142 199L143 200H145L144 201V203L146 204V203H150V202H153V201H150V199H149V201H146V198ZM158 197V196H157ZM165 197V196H164ZM258 197L261 199V200H259L258 199ZM1 198V203H0V250H1V248H3L4 250H5V253H6V255H5V257L3 256V255H1L2 253L0 252V259L2 258V259H6V261H3V262H1V260H0V264H113V261L114 260H116V261H114V262H116V264H133L132 263V260L134 261H136V263H138V258H137V255L135 256L136 257V259H131V260H128V259H130L131 258V253L129 252L128 253V251H126V248H124V246L129 242V240H130V244L133 246V242L134 241H131L132 239H126V240H124V242L126 241H128L127 243L125 242V244H123L122 245V243H121V245L123 246V249L124 250H122L124 253H125V251L128 253V256L130 257V258H126L127 257V253L125 254V259H124V261H123V259H122V261H120L121 259H119L118 260V254L116 255H113V254H111V257H110V253H111V250L113 249V250H115L116 249V251H117V248H119V250H121V247H119V245H118V247H117V245H116V242L117 241H122L123 242V239H121V240H118V239H120V237L118 238H116V242L114 243L116 246H114L113 245V243L111 242L112 241V237L110 238V236L109 235H111V234H107L108 236H109V243L111 242V245H109V246H113L112 248H111V250L109 249V250H107V254L109 255H105L106 254V252H104L103 254L104 255H101L102 253L101 252H103V251H101V250H99V249H102V247L103 248H105V246H104V244L105 245H107L105 242H103L102 240H103V238H104V234L103 233H101V232H99V234H103L102 236H101V238H102V240L99 238V236L97 235V233H95L97 236H95V234H90V233H88V237H90V236H92V238H93V235L95 236V237H98V241L95 239V240H93V241H97V242H94V244L92 243V245L93 246H91V243H90V246L91 247H93V250H92V248L91 249H86V250H92V252L90 251V252H87L86 250H85V253L87 254H89L87 257H85V254H84V251L82 252V251H80L79 249L77 250L78 252L80 251V253H82L83 255H81L80 253V255H77V253H76V249L79 247H77V248H75V246H77V244L75 245V243L74 242H72L73 240L75 241V237L77 236V235H79L78 233V229H80V228H82V220H83V218H81L80 217V213H78V214H80V215H78V214H76V215H74V218L73 217H71V218H73V220H71V221H69L70 220V218H69V223H67L68 225H66V222H65V218H66V216H65V214L63 215V213L61 212V214H62V216H65L64 217V219H63V217L61 218V214H59V212H58V209H57V211L56 212H58V214L60 215V217L58 218V215L57 216H52V213H54L53 211H52V213L51 214H49L48 213V211H46L48 214H46V213H44V211L46 210H42L43 212V215H41L42 213H41V211L39 212V213H41L40 214V216L39 217H36V218H34V217H31V215H33L32 213H34L33 212V210H35V209H33L32 210V212H31V214L29 215L30 216V218H24V217H20L21 216V214H20V212H17V213H19V214H17V213H15V214H17V217H13V216H15V214L12 216V217H10V213H9V216L7 215L8 214V212L7 213H5L6 211H8V207H7V210H6V208H5V205L7 204L8 205V202L6 201V204H3L2 203V199ZM13 198V197H12ZM12 198H10L11 200H12ZM24 198V197H23ZM134 198V199H135ZM138 198V197H137ZM136 198V199H137ZM150 198H152V197H150ZM154 198V197H153ZM22 199V198H21ZM26 199H28V201H29V198H26ZM47 199V198H46ZM131 199V198H130ZM134 199L132 198V200L131 201H134ZM140 199H141V197H140ZM155 199V198H154ZM161 199V198H160ZM160 199H157V200H160ZM168 199V198H167ZM3 200V201H4ZM33 200V199H32ZM44 200V199H43ZM75 200H77V199H75ZM5 201H4V203H5ZM48 201V200H47ZM51 201V200H50ZM117 201H119L118 203H117ZM131 201H129V202H131ZM139 201V200H138ZM161 201V200H160ZM168 201V200H167ZM10 202H12V201H10ZM22 202V201H21ZM30 202V201H29ZM35 202H37V201H35ZM34 202V203H35ZM39 202V201H38ZM83 202V203H84ZM124 202V201H123ZM129 202H127V205H129L128 203ZM142 202V201H141ZM233 202V203H232ZM13 203V202H12ZM23 204H24V202H22ZM26 203V202H25ZM28 203V202H27ZM26 203V204H27ZM34 203H32V201H31V206L32 207H34L33 205H34ZM43 204V202L41 201L40 202V204ZM44 203H45V201H44ZM79 203V202H78ZM81 203V202H80ZM126 203V202H125ZM132 203V202H131ZM130 203V204H131ZM139 203V202H138ZM22 204V205H23ZM33 204V205H32ZM36 204V203H35ZM46 204V203H45ZM47 204H49V203H47ZM53 204V203H52ZM107 204V205H106ZM124 204V203H123ZM142 204V203H141ZM162 204V203H161ZM6 205V206H7ZM12 204H9L8 206L10 207ZM29 205V206H30ZM59 206H60V204H58ZM103 205V206H102ZM104 205H106V206H104ZM152 205V204H151ZM155 205V204H154ZM13 206V205H12ZM25 206V205H24ZM28 206V207H29ZM35 206H38V208H39V205L38 204H36ZM44 206V205H43ZM42 206V207H43ZM53 206H54V204H53ZM52 206V207H53ZM139 206V205H138ZM148 206H149V204H148ZM147 206V207H148ZM157 206V205H156ZM171 206L169 207V208H171ZM237 206V205H236ZM244 206V205H243ZM245 206H248V205H245ZM27 207V208H28ZM50 207H51V205H50ZM51 207V208H52ZM66 207V206H65ZM123 207H124V205H123ZM122 207V208H123ZM127 207V206H126ZM161 207V206H160ZM230 207V206H229ZM228 207V208H229ZM250 207V208H251ZM12 208V207H11ZM10 208V209H11ZM22 208V207H21ZM31 208V207H30ZM35 208V207H34ZM44 208V207H43ZM48 208H49V206H48ZM69 208V207H68ZM80 208V207H79ZM100 208V209H99ZM115 208V207H114ZM131 208V207H130ZM139 208V207H138ZM137 208V209H138ZM144 208H146L145 206H144ZM165 208V207H164ZM167 208H168V206H167ZM166 208V209H167ZM247 208V207H246ZM251 208V209H252ZM24 208H22V210H23ZM52 209H55V208H52ZM70 209V208H69ZM74 209V208H73ZM90 209V208H89ZM103 209H101V210H103ZM117 209V208H116ZM131 209H133V207L131 208ZM149 209V208H148ZM154 209H156V208H154ZM160 209V208H159ZM245 209V208H244ZM25 210V209H24ZM27 210V209H26ZM37 210V209H36ZM49 210V209H48ZM51 210V209H50ZM60 210H62V209H60ZM110 210H112L111 208L108 210V212L110 211ZM122 210V209H121ZM120 210V211H121ZM126 210V209H125ZM136 210V209H135ZM145 210V209H144ZM162 210V209H161ZM160 210V211H161ZM231 210V209H230ZM1 211H3V212H1ZM5 211V212H4ZM18 211V210H17ZM39 211V210H38ZM37 211V212H38ZM120 211H118V212H120ZM133 211V210H132ZM167 211H168V209H167ZM254 211V210H253ZM9 212H10V210H9ZM26 211H24V212H21L22 214L23 213H25ZM67 212V211H66ZM95 212V211H94ZM113 212V211H112ZM135 212V211H134ZM141 212V211H140ZM146 212V211H145ZM151 212V211H150ZM2 213V214H1ZM27 213H28V211H27ZM30 213V212H29ZM36 213V212H35ZM87 213V212H86ZM117 213V212H116ZM122 213V212H121ZM142 213V212H141ZM154 213H155V211H154ZM167 213V212H166ZM165 213V214H166ZM169 213H171V212H168L167 214H169ZM51 215V217H57V219L58 220H60V218L61 219H63L64 221H62L60 224H62L63 223V225H64V222H65V225H66V227H67V231L66 230H64V232L63 231H60L59 233L61 234V232L62 233H64V234H61V235H59V237H57L58 239H61V240H65L64 242L65 243H67V244H65L64 245V242H61V245H60V243L59 244H57V245H60V246H58V247H55V246H53V245H55V242L58 240V239H56V237H55V239H54V237H52V234L54 233V232H52L51 234H50V228L53 226V225H55L54 223H53V221L52 222H50V219H51V217L49 216V218L47 217L46 218V216H44V215ZM71 214V213H70ZM84 215H85V213H83ZM82 214V216H84ZM107 214V213H106ZM119 214V213H118ZM165 214H163L164 216H166ZM19 215V216H18ZM24 215H28V214H24ZM35 215V214H34ZM128 215V214H127ZM143 215V214H142ZM145 215V214H144ZM155 215L157 216V217H155ZM170 215V214H169ZM23 216V215H22ZM36 216V215H35ZM37 216H38V214H37ZM44 216V217H43ZM146 216V215H145ZM159 216V217H158ZM168 216V215H167ZM166 216V217H167ZM172 216H174V217H172ZM26 217H28V216H26ZM69 217H70V215H69ZM110 217V216H109ZM125 217V216H124ZM142 217V216H141ZM171 217V218H170ZM233 217V216H232ZM34 218V219H33ZM46 218V219H45ZM99 218V217H98ZM144 218V217H143ZM148 218V217H147ZM263 218V217H262ZM49 219V220H48ZM117 219V218H116ZM233 219H234V217H233ZM241 219V218H240ZM260 219V218H259ZM55 221H56V219H54ZM87 220H88V218H87ZM102 220V219H101ZM143 220V219H142ZM54 221V222H55ZM67 221V220H66ZM91 219L87 222V224L88 223H90V225H91V222H93V221H91ZM115 221V220H114ZM132 221V220H131ZM148 221V220H147ZM150 221V220H149ZM243 221V220H242ZM245 221V220H244ZM106 222V221H105ZM109 222V221H108ZM143 222V221H142ZM174 222V221H173ZM173 222H171L172 224H173ZM177 221H175V223H176ZM179 222V221H178ZM183 222V223H184ZM235 222V221H234ZM241 222V221H240ZM56 223H58V224H56V226L58 227V225H59V222H57L56 221ZM86 223V222H85ZM94 223V222H93ZM147 223V222H146ZM148 223H150V222H148ZM179 223H182V222H179ZM178 223V224H179ZM238 223V222H237ZM251 223H253V224H251V226H252V228L253 229H251V231H250V236H249V239H250V241H251V244H252V242H254V243H257L258 245H261L262 247H263V249H264V223L263 222H261V221H259V222H257V221H252ZM95 224H97V223H95ZM170 224V223H169ZM184 224H186V223H184ZM183 224V225H184ZM64 225V226H65ZM89 225V226H90ZM92 225H94V224H92ZM91 225V226H92ZM101 225V224H100ZM109 225V224H108ZM134 225V224H133ZM175 225H177V224H175ZM192 225V226H193ZM240 225V224H239ZM242 225V224H241ZM246 225V224H245ZM248 225H249V223H248ZM56 226H53L54 228H56ZM59 226H61V225H59ZM83 226L84 227H86L84 224H83ZM118 226V225H117ZM123 226V225H122ZM145 226H146V224H145ZM149 226H150V224H149ZM170 226H172V225H170ZM170 226L167 228L168 230H170L169 228H170ZM178 226V225H177ZM182 226V225H181ZM185 226V225H184ZM196 226V227H197ZM202 226V227H201ZM232 226H234V223L232 224ZM247 226V225H246ZM250 226V225H249ZM250 226V227H251ZM61 227H63V226H61ZM88 227V226H87ZM113 227V226H112ZM134 227V226H133ZM179 227V226H178ZM187 227V226H186ZM189 227V226H188ZM198 227V228H199ZM242 227H243V225H242ZM54 228H53V230L52 231H55L54 230ZM63 228H65V227H63ZM62 228V229H63ZM91 228H94V227H91ZM198 228H196V229H198ZM247 228H249V227H247ZM59 229H60V227H59ZM58 228H57V230H59ZM62 229H60V230H62ZM83 230H84V228H82ZM82 229H80V231L82 232ZM86 229V228H85ZM90 229V228H89ZM95 229H97V227L95 228ZM118 229V228H117ZM190 228H188V230H189ZM246 229V228H245ZM78 230V231H77ZM93 230V229H92ZM92 230L90 231V230H88L87 231V229L86 230H84V231H87V232H92ZM144 230V229H143ZM184 230V229H183ZM186 230V229H185ZM188 230H186V231H188ZM194 230V229H193ZM98 231H100V230H98ZM115 231V230H114ZM180 231V230H179ZM56 232V231H55ZM78 232V233H77ZM95 232H97L96 230H95ZM106 232V231H105ZM140 232V231H139ZM159 232V231H158ZM157 232V233H158ZM189 232H191V231H189ZM246 232V231H245ZM57 233H58V231H57ZM56 233V234H57ZM83 233V232H82ZM82 233H80V234H82ZM122 233V232H121ZM120 233V234H121ZM138 233V232H137ZM141 233V232H140ZM146 232H144L143 234H145ZM160 233V232H159ZM184 233V232H183ZM183 233H182V235H183ZM188 233V232H187ZM194 233V232H193ZM239 233V232H238ZM247 233V232H246ZM55 234V235H56ZM127 234V233H126ZM125 234V235H126ZM129 234V233H128ZM147 234V233H146ZM161 234V233H160ZM175 234V233H174ZM179 234H181V233H179ZM179 234L178 235H176L177 237L179 236ZM195 234V233H194ZM51 235V238H52V241L53 240H55V242L53 243V245L51 244L52 243V241H49V236ZM83 235H85V233H83ZM106 234H105V236H107ZM130 235V234H129ZM157 235V234H156ZM165 235V234H164ZM189 235H193L192 233L190 234L189 233ZM196 235V234H195ZM194 235V236H195ZM244 235H245V238L246 239H248L247 238V235L244 233ZM243 235V236H244ZM58 236V235H57ZM66 236H69L70 237V239L67 237V240H66ZM86 236V235H85ZM123 236V235H122ZM133 236V235H132ZM157 236H159V234L157 235ZM167 236V235H166ZM191 236H190V238H191ZM193 236V237H194ZM239 236V237H238ZM80 237V236H79ZM123 237H125V236H123ZM135 237V236H134ZM140 236H137V238H139ZM150 237V236H149ZM177 237H175L176 239H177ZM196 237V236H195ZM194 237V238H195ZM250 237H252V238H250ZM74 238V239H73ZM81 238V237H80ZM84 240H85V237H82ZM91 237L89 238V239H92ZM126 238V237H125ZM124 238V239H125ZM154 238H156V237H154ZM179 238V237H178ZM180 238H183V236L182 237H180ZM185 238V237H184ZM187 238H189V236L187 237ZM190 238L189 239H187V240H190ZM244 238V237H243ZM243 238H241L242 240H243ZM71 239H72V241H71ZM79 239V238H78ZM82 239V240H83ZM86 239H88V238H86ZM107 238H105L104 239V241L106 240ZM107 239V240H108ZM111 239V240H110ZM147 239H150V241H152V240H154V239H152L151 240V238H147ZM158 240H159V238H157ZM193 239V238H192ZM197 239V238H196ZM246 239H244V240H246ZM248 239V240H249ZM51 240V239H50ZM70 240V241H69ZM114 240H115V238H114ZM144 240H146V239H144ZM143 240V241H144ZM181 240V239H180ZM200 240H199V242H200ZM254 240V241H253ZM78 241V240H77ZM81 241V240H80ZM80 241H79V244L80 245H83V244H85V242H82V243H80ZM86 241V240H85ZM89 241V240H88ZM87 241V242H88ZM91 241V240H90ZM89 241V242H90ZM92 241V242H93ZM103 242V244H101L102 242ZM157 241V240H156ZM167 241V240H166ZM174 241V240H173ZM194 242V239L193 240H191V243H193ZM250 241H248L249 243H250ZM59 241H57V243H58ZM107 242V241H106ZM123 242V243H124ZM145 243H148V242H146V241H144ZM160 242V241H159ZM165 242V241H164ZM163 242V243H164ZM180 242V241H179ZM182 242V241H181ZM196 242H198V241H196ZM161 243V242H160ZM184 243V242H183ZM234 243V244H233ZM253 243V244H254ZM72 244H74V245H72ZM78 244V245H79ZM87 244V243H86ZM117 244H118V242H117ZM120 244V243H119ZM130 244H128L130 247H131V245ZM138 244H139V242H138ZM144 244V243H143ZM142 243L141 244H139L140 246H139V250H140V252H143V251H141V247L143 246L144 247V249H146L149 253H150V255H148V254H145L146 256H151L153 259H156L157 258V255H155V251L153 250V248H152V246L150 247H148V244H147V246H145L146 244H144L143 245ZM151 244H152V242H151ZM156 244V243H155ZM157 244H159L158 242H157ZM162 244V243H161ZM160 244V245H161ZM199 244V243H198ZM240 243H239V240H238V244L237 245H239ZM56 245V246H57ZM107 245V246H108ZM163 245H165V244H163ZM183 245V244H182ZM237 245H235V246H233V247H237ZM106 246V247H107ZM127 246V245H126ZM156 246H158V245H156ZM197 246V245H196ZM195 246V247H196ZM200 246V245H199ZM257 246V245H256ZM83 247V249H84V245L82 246ZM114 247H116V248H114ZM137 247V246H136ZM160 248H161V246H159ZM158 247V248H159ZM163 247V246H162ZM188 247V246H187ZM232 247V248H233ZM254 247V246H253ZM133 248H135L134 246H133ZM138 248V247H137ZM166 247H164V249H165ZM168 248V247H167ZM190 248H191V246H190ZM197 248H198V246H197ZM196 248V249H197ZM238 248V247H237ZM255 248V247H254ZM258 248V247H257ZM82 249V250H83ZM143 249V248H142ZM154 249H156V248H154ZM177 249V248H176ZM185 249V248H184ZM256 249V248H255ZM113 250H112V252H113ZM146 250H145V253H146ZM160 250V249H159ZM163 250V249H162ZM188 250V249H187ZM197 250H199V248L197 249ZM210 250L211 249H209V250H207V252L209 251L210 252ZM233 250H235V248L233 249ZM233 250H232V252H233ZM106 251V250H105ZM108 251H110L109 253H108ZM115 251V252H116ZM129 251H133V249L132 250H129ZM135 251H137L136 249H135ZM161 251V250H160ZM170 251V250H169ZM189 251V250H188ZM187 251V252H188ZM231 251V250H230ZM237 251V250H236ZM114 252V253H115ZM118 252H121V251H118ZM134 252V251H133ZM167 252V251H166ZM180 252V251H179ZM178 252V253H179ZM203 252H205V251H203ZM231 252V253H232ZM92 255H91V254ZM101 253V254H100ZM135 253V252H134ZM137 253V252H136ZM158 253H159V251H158ZM157 253V254H158ZM175 253V252H174ZM184 253V252H183ZM193 253V252H192ZM195 253H196V251H195ZM200 254H202V251L201 252H199ZM198 253V255H200ZM234 253V252H233ZM100 254V255H99ZM120 254H122V252L121 253H119V256H120ZM133 254V253H132ZM144 254V253H143ZM165 255L167 254V253H164ZM207 254H209V253H207ZM229 254H230V252H229ZM122 255H124V254H122ZM121 255V256H122ZM139 255H141V253L139 254ZM165 255L163 256L165 259H166V257H165ZM168 255V254H167ZM193 255V254H192ZM210 255V254H209ZM107 256V257H106ZM117 256V257H116ZM162 256V255H161ZM176 256V255H175ZM187 256H189V255H187ZM196 256H197V253H196ZM201 256V255H200ZM203 257L205 256V254H203L202 255ZM207 256V255H206ZM216 256V257H217ZM227 256V255H226ZM109 257V258H108ZM133 255H132V258H135ZM139 257V256H138ZM142 257H144V256H142ZM150 257V258H151ZM163 257L160 259L161 261L163 260ZM168 257H169V255H168ZM184 257V256H183ZM198 257V256H197ZM209 257V256H208ZM120 258V257H119ZM124 258V257H123ZM145 258V257H144ZM147 258V257H146ZM149 258V257H148ZM151 258V259H152ZM169 258H171V257H169ZM168 258V259H169ZM190 258V257H189ZM127 259V260H126ZM151 259H145L146 261H145V263H147L148 261H151ZM165 259H164V261L163 262H165ZM167 259V260H168ZM230 259H231V257H230ZM140 261H141V259H139ZM159 260V261H160ZM169 260H171V259H169ZM180 260H181V258H180ZM157 261H158V259H157ZM108 262V263H107ZM125 262H127V263H125ZM128 262H131V263H128ZM154 262H156V260L154 261ZM153 262V263H154ZM171 262V261H170ZM170 262H167V263H165V264H173L172 262L170 263ZM178 262V261H177ZM181 262V261H180ZM184 262V261H183ZM204 262V261H203ZM135 263V264H136ZM144 262H143V260L139 263V264H143ZM144 263V264H145ZM149 263V262H148ZM149 264H151V263H149ZM155 264V263H154ZM163 264V263H162ZM177 264V263H176ZM179 264H183L182 262L181 263H179ZM185 264V263H184ZM197 264V263H196Z\"/></svg>","mask_w":264,"mask_h":264}]
</instances>
